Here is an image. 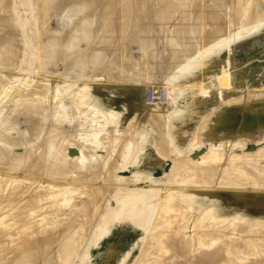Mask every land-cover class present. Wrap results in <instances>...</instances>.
<instances>
[{"label":"bare ground","instance_id":"1","mask_svg":"<svg viewBox=\"0 0 264 264\" xmlns=\"http://www.w3.org/2000/svg\"><path fill=\"white\" fill-rule=\"evenodd\" d=\"M2 0H0L1 2ZM13 1V0H12ZM11 1V2H12ZM35 2V0H33ZM37 1V0H36ZM56 0H46L44 2V5H51V4H54ZM58 1V0H57ZM70 1V0H68ZM93 1V0H91ZM95 1V0H94ZM102 0H100L101 2ZM110 2V0H108ZM107 0H104V2H108ZM115 1V0H114ZM143 1V0H142ZM147 1V0H146ZM150 2V6H154L155 4V16H154V29L157 33V35L159 36V39L160 37L165 36V33H164V26H165V23L166 21H168V19L172 16H174L175 12H177L178 10L180 11H183V9L181 10L180 6L177 5L178 2L177 0H148ZM180 1V0H179ZM195 1V2H194ZM204 1V0H203ZM215 1V0H213ZM221 3H220V6L219 7V12H221V9H223V13H219L218 12V7H217V11L214 10L213 12H218L219 14H222L223 16H221L222 18L224 17V23H225V16H229V14L227 13V15L224 14L225 10L228 11L227 9L229 8L230 6V9L231 10V6H233L235 3L237 7V9L233 6V10L234 13L236 15L237 18H240L239 17V13H241L240 11H236L238 9L240 10H244V14H245V11L246 13L249 15V16H257L259 15L260 17L261 16H264V0H248L247 2L245 0H219ZM245 1V2H244ZM7 2V1H6ZM54 2V3H52ZM58 2H61V0H59ZM56 2V6H54L53 8H55L57 10V8H60L59 6H57V3ZM63 2V1H62ZM61 2V3H62ZM85 2V1H84ZM89 2V1H88ZM88 2H87V5H88ZM99 2V0H98ZM136 2V1H135ZM138 2V1H137ZM145 2V1H144ZM193 2V5L196 4V0H189L188 1V4L191 5ZM202 2V0L198 1V3ZM206 2V0H205ZM205 2H202V3H205ZM209 2H212V0H209ZM208 2V3H209ZM5 3V2H4ZM60 3V4H61ZM93 3V2H91ZM96 3V2H95ZM114 3V2H113ZM121 3V2H120ZM124 3V2H123ZM127 3V2H126ZM182 3V1L180 2ZM237 3L238 4H242V6L240 5V8L239 6H237ZM2 4V3H1ZM35 4V3H34ZM37 4H40L38 5V9L40 7H43L41 6V3L38 2ZM43 4V3H42ZM78 4V3H77ZM76 4V5H77ZM97 4V3H96ZM95 4V5H96ZM99 4V3H98ZM116 4V3H114ZM122 4V3H121ZM135 4V3H134ZM147 4V3H146ZM183 4V3H182ZM185 4V3H184ZM196 4V5H197ZM219 3H217L216 5H218ZM12 5V4H10ZM36 5V4H35ZM80 5V4H79ZM105 5V4H104ZM110 5V4H109ZM124 4H122L121 6H123ZM132 5V4H131ZM144 5V4H142ZM202 6L205 7V5H208L205 3V5L203 4H200ZM215 5V4H214ZM1 6V5H0ZM5 6V5H4ZM31 6V5H30ZM53 5L49 6L48 8L52 7ZM93 6V5H92ZM130 6V5H129ZM149 6V7H150ZM184 6V5H183ZM199 6V4L197 5V7ZM209 6H211V3H209ZM209 6L207 7L209 9ZM10 7V6H9ZM35 7V6H34ZM47 7V6H46ZM44 7L42 9H45V11H47L46 13H49L47 10V8ZM95 7V6H94ZM117 7V6H116ZM134 6H132V9H133ZM139 8V5L137 6ZM141 7V5H140ZM182 7V6H181ZM192 7V6H191ZM195 7V5L193 6ZM192 7V8H193ZM200 7V6H199ZM212 7V6H211ZM242 7V9H241ZM5 8V7H3ZM8 8V7H6ZM33 8V6H32ZM65 8V7H63ZM62 8V9H63ZM74 8V7H73ZM88 8V6H87ZM98 8V7H97ZM108 8V6L106 7ZM144 8V11L145 13L147 12V10H145L146 6L144 5L143 6ZM180 8V9H179ZM190 8V7H189ZM206 8V11H202L204 13H201V7H200V11L198 13H201L199 14V16H196V20H197V25L199 23V19H200V16H206V17H210V19L208 18H205L204 17H201V21H204V19H206L207 21L211 20V25H209V27L205 28L204 25H200L201 28H204L205 29H200V34L196 35V33L198 34V32H194L195 34H193L192 32V35L195 37H193L192 35H188L192 30H190L191 28H195V27H198V26H195L196 25V20H193L194 21V26L191 27L193 25V21L192 19H194V17H190L192 15L193 12L192 10L195 12L196 10H198V8L195 10V8H193L192 10H186L185 12H187V14H189L187 16L186 19H188L189 21V25L191 24V28H187V31H189V33L187 32L186 34V30H185V23H187V27L189 26L188 25V22H186V19L184 20L185 16H186V13L182 14L181 12V17L179 18L180 22H182L183 20L185 21V23H180L178 20V24L179 26L177 25V29L174 31V36L172 34V38H171V35L169 33V37L167 40L169 41V44H167V51L169 53V60H170V63L168 62L167 64H171V65H174L175 68H178L179 69V74H175V75H178V76H175L174 79L178 78L180 75L183 76L185 74H188V73H192L194 70L196 69H200L202 68L206 62H208V60L214 56V55H217V54H220V52L226 48H228L231 44H233L234 42H237L241 39H243L248 33H250L248 30H247V27H246V30L247 32H240L241 30H239V32H232L231 34H227V35H223L222 32L223 30L225 31H229L231 30V27L229 25L233 24V23H237L239 20L235 19L234 20H238V21H234L232 19V11L230 13V11H228L230 13V16L228 17L229 20L230 18L234 21L233 23L231 22H228V23H225V25L222 24H218V26H216L217 24L215 23H218V21L216 22V20L220 19L221 17L217 16L218 13H214L216 15H213L212 14V10H207ZM213 8V7H212ZM221 8V9H220ZM13 9V8H12ZM41 11H44L42 10ZM53 9V11L55 10ZM68 9V8H67ZM100 9V8H99ZM115 9V8H114ZM125 9H126V6H125ZM124 9V11H125ZM137 9V8H135ZM148 9V8H147ZM187 9V7H186ZM236 9V10H235ZM8 10V9H7ZM34 10V9H33ZM105 10V9H104ZM103 10V11H104ZM134 10V9H133ZM150 10V9H149ZM148 10V11H149ZM243 10H242V13H243ZM51 11V10H50ZM60 11V10H59ZM63 11V10H61ZM94 11V10H93ZM121 11V10H120ZM137 11V10H135ZM134 11V12H135ZM152 12V10H150ZM4 12V11H3ZM16 12V11H15ZM14 12V13H15ZM56 12V11H54ZM58 12V10H57ZM84 12V11H83ZM105 12V11H104ZM133 12V11H132ZM133 12V13H134ZM154 12V11H153ZM236 12H239V13H236ZM7 13V12H6ZM5 13V14H6ZM11 13V12H10ZM60 13V12H59ZM103 12H101L102 14ZM142 13V11H141ZM148 13V12H147ZM146 13V14H147ZM150 13V12H149ZM198 13H195V14H198ZM16 14V13H15ZM42 14V13H40ZM45 15V13H43ZM58 14V13H57ZM107 15V13H105ZM105 14H103L105 16ZM123 14V13H122ZM122 14L120 16H122ZM127 14V11L125 12V15ZM139 14V13H136V15ZM153 14V13H152ZM12 15V14H11ZM37 15V14H36ZM39 15V13H38ZM48 15V14H47ZM46 15V16H47ZM51 15V13H50ZM132 15V14H131ZM135 15V14H134ZM135 15L134 18H136L137 16ZM145 15V14H144ZM143 15V16H144ZM150 14H148L149 16ZM225 15V16H224ZM247 15V16H248ZM19 16V15H18ZM53 16V14H52ZM80 16V15H79ZM117 16V15H116ZM124 16V15H123ZM178 16V15H177ZM214 16H217V17H214ZM242 16V15H241ZM244 16V15H243ZM246 16V15H245ZM246 16V17H247ZM11 17V16H10ZM15 17V16H14ZM42 17V16H41ZM48 17V16H47ZM50 17V16H49ZM127 17V16H126ZM125 17V18H126ZM139 17V15H138ZM137 17V18H138ZM146 17V16H145ZM179 17V16H178ZM190 17V18H188ZM234 17V16H233ZM8 19V16L6 17ZM6 18H2L3 19H6ZM120 18V17H118ZM141 18H142V15H141ZM182 18V19H181ZM199 18V19H198ZM214 18V20H213ZM217 18V19H216ZM226 18V19H228ZM242 18V17H241ZM248 18V17H247ZM4 20V23L7 25L8 24V21L11 20V18L9 20ZM15 19V18H14ZM18 19V18H17ZM16 19V20H17ZM43 20V18H41ZM115 19H117L115 17ZM147 19V18H146ZM174 19V18H173ZM244 19V17H243ZM260 19V18H259ZM136 20V19H135ZM153 20V19H152ZM182 20V21H181ZM205 20V21H206ZM213 20V21H212ZM228 20V21H229ZM231 20V21H232ZM254 20V19H253ZM61 21V20H60ZM116 21V20H115ZM145 21V20H144ZM147 21V20H146ZM151 21V20H150ZM173 21V20H172ZM200 21V22H201ZM208 21V22H209ZM221 21V19H220ZM219 21V22H220ZM242 21V20H240ZM239 21V22H240ZM2 22V21H1ZM44 22V21H43ZM49 22V21H48ZM51 22V21H50ZM109 22V21H108ZM111 22V21H110ZM113 22V20H112ZM131 21H129L130 23ZM141 22V21H140ZM171 22V21H170ZM192 22V23H191ZM227 22V20H226ZM262 22V21H261ZM12 23H13V20H12ZM19 24V22H17ZM46 23V22H45ZM53 23V21H52ZM61 23V22H60ZM149 23V22H148ZM148 23H145V24H148ZM151 23V22H150ZM204 23V22H202ZM200 23V24H202ZM214 23V26L213 24ZM221 23V22H220ZM258 23V22H257ZM4 24V25H5ZM11 24V23H9ZM8 24V25H9ZM77 24V23H76ZM132 24V23H131ZM135 24V23H134ZM207 25V22L205 23ZM242 24V23H240ZM7 25V26H8ZM40 25V24H39ZM59 25V24H58ZM115 25H118V24H115ZM123 25V24H122ZM130 24H128L129 26ZM144 25V23H143ZM172 25V24H171ZM234 25V24H233ZM245 25V24H243ZM258 25V24H257ZM256 25V26H257ZM1 26V25H0ZM109 25H107L106 27H108ZM118 26H121V25H118ZM145 26V25H144ZM152 26V25H151ZM150 26V27H151ZM184 26V27H183ZM237 27H239L238 25H236ZM242 26V25H241ZM255 27V29H257V27ZM259 26V25H258ZM91 27V25H90ZM122 27V26H121ZM136 27V26H135ZM139 27V26H138ZM234 27V26H233ZM251 27V26H249ZM248 27V28H249ZM7 28V27H6ZM14 28V27H12ZM24 28V27H23ZM39 28V27H38ZM53 28V27H52ZM105 28V27H104ZM116 28V27H115ZM169 28V27H168ZM235 28V27H234ZM244 27L242 26V29ZM252 28V27H251ZM250 28V29H251ZM18 29V27H17ZM17 29L15 30V32L17 31ZM21 29V28H20ZM33 29V28H32ZM56 28H54L55 30ZM108 29V28H105V30ZM119 29V28H118ZM123 29V27H122ZM129 29V28H128ZM127 29V30H128ZM136 29V28H135ZM144 29V28H142ZM149 29V28H148ZM151 29V28H150ZM175 29V28H174ZM189 29V30H188ZM196 29V28H195ZM199 29V28H197ZM245 29V28H244ZM249 29V30H250ZM254 29V28H252ZM40 30V29H39ZM49 30V29H48ZM80 30V29H79ZM96 30V29H95ZM126 30V29H125ZM127 30H126V33H127ZM131 29H129L130 31ZM134 31V29H132ZM131 30V31H132ZM152 30V29H151ZM233 30V29H232ZM231 30V31H232ZM22 31V30H21ZM43 31H46L43 30ZM87 31V30H86ZM94 31V30H92ZM119 32V30H117ZM133 31H132V34H133ZM139 31V29L137 30ZM197 31V30H196ZM237 31V30H236ZM244 31V30H243ZM254 31V30H253ZM18 32V31H17ZM38 32V31H37ZM48 32V31H47ZM53 32V31H52ZM55 32V31H54ZM107 32V31H106ZM140 32V31H139ZM152 32V31H151ZM151 32H149V34H151ZM171 32V31H170ZM41 33V32H40ZM43 33V32H42ZM45 33V32H44ZM51 33V32H50ZM48 32V34H50ZM121 33V32H120ZM129 33V32H128ZM225 33V32H224ZM230 33V32H229ZM14 34V33H13ZM22 34V32H21ZM20 34V35H21ZM38 34V33H37ZM47 34V35H48ZM57 34V33H55ZM54 33L52 35H55ZM65 34V33H64ZM79 34V33H78ZM86 34V33H85ZM88 34V33H87ZM107 34V33H106ZM117 34V33H116ZM130 34V33H129ZM131 34V37L129 38V40L131 38H133V42H134V37L133 35H135L136 33H134L133 35ZM138 34V32H137ZM168 34V33H167ZM166 34V36H167ZM11 35V34H10ZM19 35V33H18ZM45 35V34H43ZM58 35V34H57ZM80 35V34H79ZM108 35V34H107ZM223 35V36H221ZM67 36V35H66ZM81 36V35H80ZM79 36V37H80ZM86 36V35H85ZM118 36V34H117ZM128 36V35H127ZM147 36V35H146ZM144 35V32H140L138 34V36L136 37L138 39V42H141L142 40L144 41V45H145V42H146V37ZM192 36V37H190ZM14 38L16 36H13ZM18 37V36H17ZM21 37V36H20ZM19 37V39H20ZM34 37V36H33ZM40 37V36H39ZM59 37V36H58ZM65 37V36H62V38ZM108 37V36H107ZM146 37V38H145ZM150 37V36H149ZM168 37V36H167ZM11 37H9L10 39ZM56 38V37H55ZM60 37V39L58 40L57 38V41H55L56 39H53L55 42H56V45H57V42L59 43V47H63V43H66L64 42V40ZM67 38V37H66ZM65 38V39H66ZM75 38V37H73ZM118 38V37H117ZM151 39L153 38V36L150 37ZM149 38V39H150ZM165 38V37H164ZM6 39V38H5ZM4 39V40H5ZM13 39V38H11ZM33 39V38H32ZM40 41H41V38H39ZM44 39V38H43ZM108 39V38H107ZM155 39V38H154ZM194 39L195 41L197 42V40L199 41V43H201L202 41H205L206 42V45L204 47H201V44L199 46L195 45L194 43V46H195V49L194 48H191V44H193L194 42ZM197 39V40H196ZM34 40V39H33ZM50 40V38H49ZM71 40V39H70ZM110 40V39H109ZM128 40V42H129ZM165 41V39L163 40ZM168 41L166 43H168ZM11 42V41H10ZM35 42V41H34ZM37 42V41H36ZM42 42V41H41ZM52 42V41H50ZM71 42V41H70ZM103 42V40H102ZM151 42V41H150ZM149 42V43H150ZM154 42V41H153ZM33 43V42H32ZM39 43V42H37ZM44 43V42H43ZM49 43V42H48ZM143 43V42H142ZM139 44L140 46L142 45ZM148 43V42H147ZM156 43V42H155ZM4 44V43H3ZM8 43H6L7 45ZM45 44V43H44ZM62 44V45H61ZM123 44V43H122ZM120 44V45H122ZM136 44H138L136 42ZM135 44V46H136ZM153 44V43H152ZM151 44V45H152ZM158 44V43H156ZM163 44V43H162ZM165 44V43H164ZM203 44V43H202ZM11 45V44H10ZM9 45V46H10ZM35 45V44H34ZM39 45V44H38ZM47 45V44H46ZM51 45V44H50ZM54 45V44H53ZM65 45V44H64ZM127 45V44H125ZM129 45V44H128ZM133 45V44H132ZM138 45V46H139ZM142 45V46H144ZM155 44H153L154 46ZM52 46V45H51ZM66 46V45H65ZM74 46V45H73ZM103 46V45H102ZM139 46V47H140ZM147 46V44H146ZM150 46V44L148 45ZM178 46L182 47L184 50L185 48L187 47H190L191 48V52H189V50L186 52V53H182V54H179L178 53ZM193 46V45H192ZM193 46V47H194ZM197 46V47H196ZM4 47V45L2 46ZM11 47V46H10ZM8 47V48H10ZM55 47V46H53ZM58 47V48H59ZM61 47V49L63 50V48ZM115 47V46H114ZM124 47V46H123ZM127 47V46H126ZM145 47V46H144ZM158 47V46H157ZM162 47H164V45H162ZM179 47V48H180ZM14 48V47H12ZM52 48V47H50ZM57 48V47H56ZM55 48V49H56ZM57 48V50H59ZM67 48V47H66ZM120 48V47H119ZM122 48V47H121ZM153 48V47H152ZM170 48V49H169ZM4 51H7L5 53H7L6 56H8V53L10 52V55H11V58L13 56V54H15L14 56V59H16V53H13L11 54V49H7L5 50V48H3ZM49 49V48H48ZM55 49H52L54 50V52H56L57 54V50ZM70 49V48H69ZM91 49V47L89 48ZM98 49V48H97ZM129 50V48H126V50ZM133 49H135L133 47ZM131 49V51L133 50ZM145 49V48H144ZM143 49V50H144ZM148 49V48H147ZM158 49V48H157ZM181 49V48H180ZM179 49V50H180ZM182 49V50H183ZM194 49V50H192ZM1 50V49H0ZM30 50V49H29ZM39 50V49H38ZM61 50V51H62ZM71 50V49H70ZM69 50V51H70ZM94 50V49H93ZM96 50V49H95ZM125 49H123L124 51ZM125 50V51H126ZM156 50V48L154 49ZM160 50V48L158 49ZM170 50V51H169ZM177 50V51H176ZM61 51H59L61 53ZM64 51V50H63ZM67 51V49H66ZM65 51V52H66ZM117 51V50H116ZM124 51V52H125ZM142 51V50H141ZM166 51V50H165ZM164 51V52H165ZM33 52V51H32ZM44 52V51H43ZM49 52V51H48ZM98 52V51H96ZM122 52V53H124ZM130 52V51H129ZM134 52V51H133ZM137 52V51H136ZM145 52V51H144ZM142 51V53H144ZM148 52V51H147ZM154 52V51H153ZM160 52V51H159ZM180 53L183 52V51H179ZM189 52V53H188ZM3 53V52H2ZM37 53V52H36ZM35 53V54H36ZM60 53H58L57 55H59ZM100 53V52H98ZM96 53V54H98ZM117 53V52H116ZM115 53V54H116ZM121 53V52H120ZM152 53V52H151ZM178 53V55L176 54ZM39 54V53H37ZM36 54V55H37ZM51 54V53H49ZM53 55L56 56L57 55ZM80 54V53H79ZM102 54V53H100ZM99 54V55H100ZM125 54V53H124ZM133 54V53H132ZM147 54H150L147 53ZM166 55V53H164ZM1 55V54H0ZM3 55V54H2ZM32 55V54H31ZM35 55V56H36ZM43 55V54H42ZM52 55V54H51ZM122 55V54H121ZM130 55V54H129ZM127 52L125 54V57L127 58ZM155 55V53L153 54ZM152 55V57H153ZM158 55V53H157ZM163 56V54H161ZM34 56V55H33ZM48 56V54H47ZM52 56V57H53ZM62 57V55H60ZM71 56V55H70ZM102 55H100L101 57ZM117 56V55H115ZM120 56V55H118ZM150 56V55H149ZM160 56V58L162 57ZM10 57V56H9ZM19 57V56H18ZM45 57V55H44ZM58 57V56H57ZM73 57V56H72ZM99 57V58H100ZM114 57V56H113ZM123 57V56H122ZM125 57L124 59L122 58H119V59H122V63H125ZM131 57V56H130ZM137 57V56H136ZM144 57V56H143ZM148 57V56H147ZM159 57V55H158ZM8 58V57H6ZM50 58V56H49ZM98 58V59H99ZM102 58V57H101ZM117 58V57H116ZM115 58V59H116ZM151 58V57H150ZM154 60H155V56L153 57ZM152 58V59H153ZM3 59V58H2ZM5 59V58H4ZM42 59V58H41ZM52 59V58H51ZM93 59V58H92ZM95 59V58H94ZM118 59V60H119ZM130 59H132L133 61V58L131 57ZM146 59V58H145ZM186 59V61L184 62V60ZM17 60H20V59H17ZM45 60V59H43ZM55 60V59H53ZM96 60V59H95ZM160 60V59H159ZM168 60V61H169ZM4 61V60H2ZM7 61V60H6ZM6 61H4V63L6 64ZM9 61V60H8ZM7 61V62H8ZM11 61V60H10ZM9 61V63H10ZM13 61V60H12ZM40 61V60H39ZM42 61V60H41ZM48 61V60H47ZM121 61V60H119ZM118 61V62H119ZM131 61V60H130ZM141 61V60H140ZM161 62H163L162 60H160ZM37 62V61H36ZM117 62V61H116ZM116 62H114L116 64ZM134 62V61H133ZM137 62V60H136ZM139 62V61H138ZM155 61H151V63ZM159 62V61H158ZM166 59H165V62L164 64L166 63ZM8 63V64H9ZM12 63V62H11ZM14 63V62H13ZM17 63V62H16ZM92 63V61H91ZM141 63V62H140ZM139 63V64H140ZM144 63V61L142 62ZM148 63V62H147ZM160 63V62H159ZM56 64V63H55ZM133 64V63H132ZM152 64V66H153ZM166 64V65H167ZM2 65V64H1ZM11 65V64H10ZM24 65V64H23ZM38 65V64H37ZM94 65V64H93ZM112 65V64H111ZM122 65V66H121ZM124 64H121L120 62V69L123 67ZM126 65V66H125ZM124 67H127V63H125ZM134 65V64H133ZM146 65L145 63L143 64V66ZM158 65L155 64L154 66ZM162 65V64H161ZM166 66V67H169V66ZM170 65V66H171ZM12 66V65H11ZM18 66H20V64L18 63ZM44 66V64H43ZM59 66V65H58ZM80 66V65H79ZM115 66V65H114ZM118 66V67H119ZM142 66V65H141ZM149 66V64H148ZM153 66V67H154ZM160 66V65H158ZM158 66L154 67L155 69L151 68V70L153 69L154 73L156 74V72H159V69ZM14 67V66H13ZM22 67V66H21ZM20 67V68H21ZM28 67V66H27ZM41 67V66H40ZM70 67V66H69ZM78 67V66H77ZM82 67V66H80ZM132 67V66H131ZM140 67V66H139ZM147 67V66H146ZM165 67V69H166ZM172 67V66H171ZM5 68V67H4ZM9 68H12V67H9ZM18 68V67H17ZM19 68V69H20ZM24 69V66L22 67ZM39 68V67H38ZM52 68V67H51ZM65 68V67H64ZM72 68V67H71ZM70 68V69H71ZM88 68V67H87ZM117 68V67H115ZM133 68H135L133 66ZM132 68V69H133ZM145 68V67H144ZM161 68H164V67H161ZM160 68V69H161ZM170 68V67H169ZM174 69V67H172ZM14 69H16V67H14ZM19 69L16 71L18 72V74H20L21 72H19ZM69 69V68H67ZM75 69V67L73 68ZM78 69V68H77ZM76 69V70H77ZM83 69V68H82ZM79 70L80 72L82 71V74H83V70ZM97 69V68H96ZM127 68H124L123 70H125ZM136 69V68H135ZM149 69V68H148ZM147 69V70H148ZM164 69V70H165ZM172 69V70H173ZM177 69V70H178ZM3 70V69H2ZM6 70V69H5ZM9 70V69H8ZM11 70L13 69H10V72ZM22 70V69H21ZM76 70H73V73L74 71L76 72ZM77 70V71H78ZM109 70H112L111 67ZM129 70V69H128ZM127 70V71H128ZM138 70V69H136ZM167 70L168 68L165 70V72L167 73ZM171 70V69H170ZM51 71V70H50ZM72 71V69L70 70ZM90 71V70H89ZM150 71V70H149ZM7 72V71H5ZM42 72V71H41ZM44 72V71H43ZM48 72V71H47ZM126 72V71H125ZM131 72V70L129 71ZM141 72V70H140ZM148 72V71H147ZM152 72V71H151ZM160 72H162V69L160 70ZM164 72V71H163ZM169 72V71H168ZM173 72V71H172ZM3 73V72H2ZM9 73V72H8ZM7 73V74H8ZM14 72H12V75H13ZM24 73V72H23ZM28 73V72H27ZM32 73V72H31ZM134 73V72H133ZM4 74V73H3ZM45 74V73H44ZM72 74V72L69 74V77L68 79H70V75ZM77 74V75H76ZM99 74V72L97 73ZM96 74V75H97ZM132 74V73H131ZM130 74V75H131ZM140 75V73H138ZM143 74V73H142ZM141 74V75H142ZM153 74V73H152ZM153 74V76L155 75ZM164 74V73H162ZM168 74V73H167ZM11 75V76H12ZM16 75V74H14ZM31 75V74H30ZM58 75V74H57ZM75 75L77 76L76 79L78 78L80 80V77L78 76V73L76 72L74 74V77H73V74H72V78H75ZM133 75V74H132ZM151 75V74H150ZM150 75H148L150 77ZM165 75V74H164ZM2 76H9L10 75H2ZM20 76V75H19ZM27 76V75H26ZM41 76V75H40ZM137 76V75H136ZM136 76H133L134 78ZM158 76V75H157ZM163 76V75H162ZM161 76V77H162ZM173 76V75H172ZM7 77V78H9ZM16 77V76H14ZM43 77V76H42ZM88 77V76H87ZM90 77V76H89ZM96 76H92V78H95ZM130 77V76H129ZM138 77V76H137ZM136 77V78H137ZM148 77V78H149ZM13 78V77H12ZM52 78V77H51ZM82 78V76H81ZM98 77H96V79L94 80H99V78L97 79ZM5 79V78H4ZM16 79V78H15ZM54 79V78H53ZM138 79V78H137ZM140 79V78H139ZM29 80V79H28ZM31 80V79H30ZM75 80V79H74ZM147 80V79H146ZM3 81V80H2ZM19 81V80H18ZM50 81V80H49ZM65 81V80H64ZM63 81V82H64ZM102 81V79L100 80ZM100 81H96L97 83L100 82ZM121 81V80H120ZM4 82V81H3ZM35 82V81H34ZM39 82V81H38ZM36 82V83H38ZM42 82V81H41ZM77 82V81H76ZM79 82V81H78ZM96 82H93V86H94V83ZM103 82V81H102ZM106 80L103 82L105 84ZM127 82V81H126ZM129 82V81H128ZM127 82V83H128ZM147 82V81H146ZM161 82V81H160ZM172 82H174L172 80ZM10 83V82H9ZM43 83V82H42ZM41 84H38V86L40 87ZM66 83V82H64ZM73 83V82H72ZM86 83V82H85ZM101 83V82H100ZM107 83V82H106ZM111 83V81H110ZM134 83H135V80H134ZM137 83V82H136ZM141 83V82H140ZM170 83V82H169ZM168 83V84H169ZM15 84V83H14ZM24 84V83H23ZM45 86L44 88H47L46 87V82L43 83ZM53 84V83H52ZM68 84V83H66ZM75 84V83H74ZM92 84V83H91ZM131 84V83H130ZM3 85V84H2ZM1 85V86H2ZM12 85V84H11ZM16 85V84H15ZM64 84H62L63 86ZM71 85V83H70ZM77 85V84H76ZM79 85V84H78ZM77 85V86H78ZM88 85V83H87ZM96 85V84H95ZM138 85V84H137ZM141 85V84H140ZM138 85V86H140ZM159 85V84H158ZM89 86V85H88ZM91 85V87H93ZM99 86V84H98ZM101 86V84H100ZM130 86V85H129ZM132 86V85H131ZM134 86V87H133ZM132 87L133 88H127L126 89H123V90H119L120 93L118 91L117 94H119L118 96H122L124 97V101H129V103H125L123 105H126V104H130L128 107L130 109H128L129 111L132 110L131 108L134 109L135 105H136V102H134V99H136V93H142V91H144L143 89V86L140 87V88H143L142 91L139 90V87H138V92L134 93V91H136V86L133 85ZM151 85H149V88ZM8 87V86H7ZM16 87V86H15ZM33 87V86H32ZM38 87V88H39ZM43 87V86H42ZM70 87V86H69ZM72 87V86H71ZM86 87V86H85ZM95 89H98L96 86H94ZM93 87V88H94ZM104 87V86H102ZM145 87V85H144ZM148 87V86H147ZM196 85L195 84H187L184 88H181L179 89L180 91H183V89H195ZM6 88V86H5ZM12 88V87H10ZM14 88V87H13ZM36 88H37V85H36ZM63 88V87H62ZM76 88V86L74 87V89ZM82 88V87H81ZM88 88V87H86ZM146 88V87H145ZM147 88V89H149ZM15 89V88H14ZM40 91L38 90V92L41 93V89L42 88H39ZM66 89V88H64ZM72 89V88H71ZM92 89V88H90ZM146 89V90H147ZM168 89V88H167ZM3 90V89H2ZM9 90V89H8ZM13 90V89H12ZM36 90V89H35ZM69 90V89H68ZM86 90V89H85ZM94 90V89H93ZM113 90V89H111ZM17 91V90H16ZM47 91V90H45ZM50 91V90H49ZM95 91V94H97V91ZM104 91V90H103ZM115 91V90H114ZM113 91V92H114ZM174 91V89H173ZM176 91V90H175ZM259 91V90H258ZM4 92V91H2ZM8 92V91H7ZM12 92V91H11ZM35 91V93H38ZM44 92V91H43ZM48 92V91H47ZM113 92H111L110 90H108V93L107 95H109L110 93L113 94ZM116 92H114L116 94ZM145 92V91H144ZM143 92V93H144ZM264 92V91H263ZM6 93V92H5ZM46 93V92H45ZM45 93H41L42 95L45 94ZM70 93V92H69ZM85 93H87L85 91ZM84 93V94H85ZM89 93H91V91L89 90ZM94 93V92H92ZM91 93V94H92ZM134 93L135 97L132 96V94ZM142 93V94H143ZM154 93V92H153ZM184 93V92H183ZM3 94V93H2ZM10 94V93H9ZM7 94V95H9ZM47 94V93H46ZM94 94V96H95ZM116 94V95H117ZM145 94V93H144ZM179 94V93H178ZM258 96L260 97V101L261 99L263 100L264 96L261 95V92L260 94L257 93ZM6 95V96H7ZM31 95V94H30ZM37 95V94H36ZM40 95V94H38ZM49 95V94H48ZM90 95V94H89ZM102 95V93H101ZM111 95V94H110ZM138 94V98L140 100V98L142 97H139L140 96ZM252 95V94H251ZM250 95V96H251ZM256 95V94H255ZM54 96V95H53ZM83 96V95H82ZM93 96V95H92ZM99 96H100V93H99ZM103 96V95H102ZM128 98H127V97ZM132 96V97H131ZM142 96V95H141ZM144 96V95H143ZM180 96V95H179ZM249 96V97H250ZM262 96V98H261ZM39 97V100H37L36 98ZM36 97L34 100L36 101H41L40 100V96ZM47 97V96H46ZM49 97V96H48ZM85 97V95L83 96V98ZM111 97V96H110ZM121 97V99H122ZM242 97V96H240ZM239 97V99H240ZM244 97V98H243ZM242 98L245 99L246 96H243ZM248 97V96H247ZM253 97H257L253 95ZM259 97H257L258 99H256V101L258 102L259 101ZM44 98V97H43ZM42 98V100L44 101V99ZM83 98L81 97V100H83ZM95 98V97H94ZM92 98V99H94ZM103 98V97H102ZM101 96L99 98V101L97 100L98 97L96 99H94L95 101L94 102H101L102 100ZM105 98V96H104ZM109 98V97H108ZM118 98V97H117ZM129 99V98H134L133 101L131 100L130 102V99L129 100H126V99ZM145 98V97H144ZM241 98V99H242ZM78 99V98H77ZM87 99V98H86ZM91 98H89L90 100ZM101 99V100H100ZM137 99L135 101H137ZM143 99V98H142ZM141 99V103L142 105L145 103H143V100ZM237 99V98H235ZM234 99V100H235ZM237 99L236 101L232 100L233 102H225V105H221V107L219 108H214L207 116H205L206 118H204V120L202 121V126L201 128H199V130H202V134L203 136L204 135H208V139H210V141L214 140L215 142H210V145H209V149H207L206 151H203L202 153H200L198 156H196L195 158L192 157V158H188V154L186 155L184 153V149H179V148H173L171 147L168 142L171 141L172 139H170L169 141L165 140L163 141V139H167L164 131L165 129L167 128H163L164 126L160 124V121H162L163 124H166V122H164V119L162 116L163 113L161 110V106L160 103L158 102L159 101V98H158V101H156V103L158 102L159 105L157 106L158 108L155 110V112L153 113V116L152 118H154V120L156 119V123H157V120L159 121V123H157L158 125L154 124L153 126H158L159 129L157 130H160V133L158 134H161V132H163V136L165 135L166 138H161V140L163 141H160V139L157 141L155 139V142L159 145V143L161 142L162 143V146L159 145L162 150L164 151V153H166V155L171 159V161L173 162V166H172V172L169 175H173L175 173L178 172V170L182 167L183 169L186 168L189 170V172L187 173H190V174H187L188 177H185V183L187 182L188 184L187 185H179L177 187H168L170 189H164L166 193V196L164 197H161L159 199L156 198V196L160 195L159 191H161V189L156 190V194H155V202L153 204V207L154 205L156 204H161L163 201L164 205H165V210H159V211H163V212H166V214H168V217L166 218V221L167 219L169 218L168 222L167 223H170L171 224V227L170 225L168 227H170L171 230H169V228L167 230H160V229H157L158 226L153 227V229H148L149 226L151 225H148L147 230L149 232V230H154L152 231V233L150 234L147 233V231L145 232V234L147 233L148 235H145V236H148L147 237V240L145 239L146 237L144 236V239L143 241L141 240V243L142 242H145L144 240H146V244H149V245H146L148 247V251H146L143 254H141L140 257H137V259L135 258L134 261L132 263H129V264H264V219L263 218H260L256 221H253L247 214V210H251V208L253 206H257V205H260V204H263L264 203V146L262 145L261 147H258L256 150H249V151H246L245 150V147L242 148L244 146V144H242V147H241V143L242 141L246 138L245 136H255V135H258V137L260 138L259 134L260 135H263L264 137V105H257L255 106L254 104H256L257 102L255 101L254 98H252L251 96V99H253L255 101V103H253L252 101L249 102V100H245L247 102H249V104H252L249 105L242 102L244 100H239ZM248 99V98H246ZM33 99L31 100L32 102L34 101ZM80 100V99H79ZM85 100V98H84ZM87 101V102H90V101ZM97 100V101H96ZM112 100V99H111ZM138 100V101H139ZM2 101V100H1ZM29 102H31L29 99H28ZM34 101V102H35ZM85 101V102H86ZM93 101V100H92ZM137 101V102H138ZM31 102V104H32ZM42 102V101H41ZM40 102V104H42ZM45 102V101H44ZM82 102V101H81ZM87 102H86V105H87ZM132 102L135 103V105L133 106L132 105ZM140 102V101H139ZM137 103L136 106H139L140 108H142L141 106V103ZM263 102L264 104V101H261ZM39 103V102H38ZM37 103V104H38ZM84 103V102H83ZM81 103V104H83ZM155 103V104H156ZM168 103V102H167ZM227 103V104H226ZM260 103V102H259ZM4 104V103H3ZM36 104V102H35ZM34 105H26V103L22 104L20 107H19V114H18V118L16 116V114L14 113V117H16V119H21V121H24L25 120H33L34 121V115H36V112L39 111V108L38 107H43V105L41 106L40 104H36V106ZM45 104V103H44ZM90 104V103H89ZM96 104L95 103V107H96ZM100 104V103H99ZM140 104V105H138ZM150 104V103H149ZM245 104V105H244ZM40 105V106H39ZM48 105V104H47ZM85 105V106H86ZM254 105V106H253ZM38 106V107H37ZM85 106H82L81 107H85ZM103 106V105H102ZM131 106V107H130ZM80 107V108H81ZM90 107V105H89ZM119 107V106H118ZM127 107V106H126ZM127 107V108H128ZM144 107V106H143ZM38 108V109H37ZM98 108V107H97ZM102 108V107H101ZM126 108V109H127ZM137 107H135L136 109ZM140 108H137L138 110ZM42 109V108H41ZM46 109V108H44ZM43 109V110H44ZM109 109V108H108ZM125 109V107H124ZM148 109V108H147ZM150 109V108H149ZM148 109V110H149ZM176 109V108H175ZM18 110V109H17ZM87 110V109H86ZM127 110V111H128ZM151 110V109H150ZM179 110V109H178ZM178 110H170L169 114L167 115V123L170 122L171 118H172V115L174 116V113L175 112H178ZM7 111V110H6ZM16 111V110H15ZM58 111V110H57ZM60 111V110H59ZM126 111V112H127ZM128 111V112H129ZM133 111V110H132ZM141 111V109H140ZM168 111V110H167ZM183 111V110H182ZM179 110V112H182ZM17 112V111H16ZM40 112V111H39ZM42 112V111H41ZM41 112L39 113L40 116H41ZM80 112V111H79ZM131 112V111H130ZM136 112V114L134 113ZM145 112V111H144ZM143 112V113H144ZM108 113V112H107ZM114 113V112H113ZM138 111L134 110L133 113L131 112L132 114V117L133 114L137 115ZM43 114V112H42ZM80 114V113H79ZM116 114V113H115ZM176 114V113H175ZM45 115V114H44ZM112 115V114H111ZM110 115V116H111ZM114 115V114H113ZM142 115V114H141ZM13 116V115H11ZM76 116V115H75ZM130 116V115H129ZM12 117V118H14ZM44 117L43 115L41 116V118ZM46 117V115H45ZM44 117V118H45ZM120 117V116H119ZM11 118V119H12ZM41 118L39 117V115L37 116V119L40 120L41 122ZM104 118V117H102ZM110 120L112 117H109ZM11 119H7L8 122L9 120L11 121ZM78 119V118H77ZM115 119V118H114ZM132 119L133 120H136L134 118H131L129 122L127 123H130V125L133 126V122H132ZM44 120V119H43ZM94 120V119H93ZM150 120V119H149ZM13 121V120H12ZM11 121V122H12ZM16 121V120H15ZM15 121L13 122V124H15ZM23 121V122H24ZM45 121V120H44ZM43 121V122H44ZM7 122V121H6ZM9 122V124L11 123ZM18 123V121H16ZM26 122V121H25ZM93 122V121H92ZM96 122V121H95ZM108 119L107 117L105 116V119L101 120V121H97V123H93L92 125H88L85 127V133H83V135H81V137H83L85 140V143L87 142H92L90 144H93L94 147H90L89 144L86 143V145L84 143H79V141L81 140H78V142H73L71 144H67V145H62V146H59L57 149H59V155L56 156L54 159L52 158V155H48L50 154L49 152L45 153L46 156H50L49 158H52L49 159L48 157L45 158L47 159L44 160L42 159L43 161H39V158L37 157V153L39 154V152L37 151H40L38 149V147L42 144L41 142L39 143L40 145L38 146L37 144V150H36V147H35V150H33L32 148H34L33 146L35 145H30V147L27 149L25 147H27L25 144V146L23 147V141L20 142L18 141V137L17 135L14 136L16 139H14L12 142L10 141V137L12 136L8 131H10L11 129L15 128V126L17 127V123L13 126V124L11 125H7L8 126H13V128H9V130H6L5 126L3 127V129H5L4 133V136L6 137L7 140L5 141H10V143H7L8 145L5 144H2L0 143V264H84V261L85 259H88L90 258V255L88 254V247L90 245H99L100 243V240L104 237V236H107L110 234L111 232V229L113 226H115V224H117L118 222L120 223L121 220H125L126 221H131L132 222L134 221L133 219L135 218L134 213L138 208L136 207L135 205L138 203V202H141V206L140 207H144V209L147 207L148 205V210L149 212L153 211L154 213L160 208L158 207H155V208H152V210L150 211L149 210V206L151 205L150 202L148 203H145L147 198L144 196L143 193H140L138 190L140 189H134V188H127L126 185H128L129 183H135V182H138L140 181L141 179V175L143 173H140V172H133L131 175H128V176H125V177H121L119 176L118 174L115 173V171L117 170L115 168L116 163H114L116 161L117 158H112L113 155H111L110 153H112L113 149L116 147V144L117 142L119 141V138L121 140V136H120V133L122 134V124L124 122H115V124H113V121H111L112 125L108 124ZM131 122L133 124H131ZM151 122L153 124V119H151ZM4 123V122H3ZM84 123V122H83ZM86 123V121H85ZM117 123V124H116ZM27 124V123H26ZM38 126L40 123H37ZM54 124V123H53ZM151 124V126H152ZM200 124V125H201ZM43 125V124H42ZM126 125H129V124H126ZM125 125V127H126ZM129 125V126H130ZM1 126V125H0ZM33 126V125H32ZM34 126H35V122H34ZM44 126V125H43ZM42 126V127H43ZM46 126V125H45ZM45 126L44 128L42 129H45ZM56 126V125H54ZM81 126V125H80ZM85 126V125H84ZM92 126H95L96 129H94ZM109 126H112L113 129H112V133H113V137H109L110 135H108L107 133L111 130H109L108 128H112V127H109ZM139 126V125H138ZM152 126V127H153ZM166 126H169V125H166ZM51 127V126H50ZM128 127V126H127ZM126 127V129H128ZM200 127V126H199ZM23 128V127H22ZM154 128V127H153ZM28 129V128H26ZM47 129V128H46ZM51 129V128H50ZM54 129V128H53ZM80 129V128H79ZM94 129V130H93ZM130 129V127H129ZM135 129V128H134ZM163 129V131H162ZM168 129V128H167ZM14 130V129H13ZM29 130V129H28ZM33 130V129H32ZM40 130V129H38ZM73 130V128L71 129ZM90 133V131H92ZM109 130V131H108ZM131 130V129H130ZM130 130H127L128 133H130ZM150 130V129H149ZM1 131L3 132V130L1 129ZM114 131V132H113ZM134 131V130H133ZM132 131V132H133ZM144 131H147L144 129ZM198 131V130H197ZM0 132V134L2 133ZM11 132L13 133L14 131L11 130ZM18 132V131H17ZM16 132V133H17ZM39 132V131H38ZM48 132V131H47ZM71 132V131H69ZM127 132H125L124 130V135L125 133L127 134ZM168 132V131H167ZM44 133H45V130H44ZM79 133V132H78ZM78 133H75V137L78 135ZM3 134V133H2ZM10 134V135H9ZM14 134V133H13ZM55 134V133H54ZM131 134V133H130ZM129 134V135H130ZM133 134V133H132ZM147 134L144 132V135ZM201 134V135H202ZM248 134V135H247ZM19 135V134H18ZM66 134L64 132V130L61 128V130H58L56 131V138H62L64 137ZM74 135V134H73ZM127 135V137L129 136ZM148 135V134H147ZM150 135V134H149ZM168 135V134H167ZM244 135V137H242ZM3 136V137H4ZM43 136V135H42ZM41 136V138H42ZM80 136V135H79ZM77 136V137H79ZM131 136V135H130ZM157 136V135H156ZM160 136V135H159ZM162 136V137H163ZM2 137V135H1ZM0 137V138H1ZM3 137L1 138V140L3 139ZM13 137V138H14ZM47 137V136H46ZM73 137V136H72ZM80 137V139H81ZM126 136L124 137L127 138ZM134 137V136H133ZM199 137H202V136H199ZM230 139H236V141H233L234 143H232V146H236V148H239L241 147V149L239 150H233L232 149H227V150H223V147H222V142H225L226 138H229ZM256 137V138H258ZM262 137V136H261ZM260 138V139H264V138ZM22 138V137H20ZM45 138V137H44ZM55 138V139H56ZM141 138V137H140ZM148 138V137H147ZM160 138V137H159ZM193 138V137H192ZM204 138V137H202ZM240 138L243 140L240 141ZM255 138V137H254ZM5 139V138H4ZM9 139V140H8ZM12 139V138H11ZM29 139V138H28ZM35 139V138H34ZM46 139V138H45ZM67 139V138H66ZM123 139V137H122ZM123 139V140H124ZM128 139V138H127ZM132 139V137H131ZM145 139V137H142V141ZM207 139V140H208ZM249 139V138H248ZM259 139V142L261 143ZM0 140V141H1ZM26 140V139H25ZM60 140V139H59ZM74 140V139H73ZM133 140V139H132ZM132 140H130L132 142ZM140 140V139H139ZM218 140V141H216ZM229 140V139H228ZM238 140V141H237ZM4 141V140H3ZM4 141V142H5ZM67 141V140H66ZM64 141V142H66ZM109 141V142H108ZM146 140H144L145 142ZM203 141V140H202ZM252 141V140H251ZM29 142V141H28ZM56 142V146L58 145V141H55ZM53 142V143H55ZM120 142V141H119ZM122 142V141H121ZM120 144H123L121 143ZM131 142H128L127 144L124 143V146L126 144V146L124 148H126L127 151H129V148H130V144H132ZM154 142V144H155ZM165 142V143H164ZM172 142V141H171ZM209 142V141H208ZM232 142V141H231ZM52 143V145H54ZM60 143V142H59ZM70 143V142H69ZM105 143V146H108V143H110V148L114 147L111 151H108L107 150V153H109V155L111 156V159H109V157L105 156L107 154L103 153L101 154L103 157H105L104 159H102L101 155H100V160H97L98 158H94L93 155L95 154H98V149H96V147L98 146H103ZM135 143V142H134ZM147 143V142H145ZM160 143V144H161ZM167 143V144H166ZM30 144V143H29ZM47 144V143H46ZM45 144V145H46ZM49 144V143H48ZM119 144V143H118ZM43 145V144H42ZM41 145V146H42ZM51 145V143H50ZM92 145V146H93ZM113 145V146H112ZM115 145V146H114ZM44 146V145H43ZM122 145H120L119 148H121L123 150V147H121ZM132 146V145H131ZM158 146V148H159ZM178 146V145H177ZM48 146H46L47 148ZM50 147V146H49ZM48 147V148H49ZM97 147V148H98ZM107 147V148H108ZM22 148V149H21ZM42 148V147H41ZM44 148V147H43ZM52 148V147H50ZM49 148V149H50ZM73 148V149H71ZM77 148L78 149V153H77V156H71L69 154L68 151L71 150H75ZM117 148V147H116ZM114 149V150H117V149ZM231 148V147H230ZM234 147V149H236ZM55 149V147H54ZM56 149V150H57ZM101 149V148H100ZM120 149V150H121ZM141 151L142 150H145L144 149V145L140 148ZM160 149V148H159ZM189 149V148H188ZM48 150V149H47ZM52 150V149H51ZM104 150V149H103ZM132 150V149H131ZM50 151V150H49ZM63 154L60 156V153ZM106 151V150H105ZM104 151V152H105ZM118 151V150H117ZM116 151V152H117ZM125 151V150H124ZM139 150V152H141ZM119 152V151H118ZM132 152V151H131ZM102 153V152H101ZM114 153V152H113ZM112 153V154H113ZM122 153V151H121ZM118 154V155H121ZM128 153V152H127ZM127 153L124 155V159L127 155ZM188 153V152H187ZM52 154V153H51ZM116 154V155H117ZM123 154V153H122ZM40 155V154H39ZM38 155V156H39ZM108 155V156H109ZM41 156V155H40ZM54 156V154H53ZM123 156V155H122ZM115 161H114V160ZM49 160V161H48ZM51 160V161H50ZM96 160V161H95ZM114 161L113 164H115V166L113 167L111 161ZM45 161V162H44ZM95 161V162H94ZM134 161V160H133ZM138 161V160H137ZM94 162V163H93ZM119 162V161H118ZM138 164V163H137ZM139 165V164H138ZM125 167V166H124ZM116 170H115V169ZM139 169V168H138ZM141 170V169H140ZM187 170V171H188ZM180 171V170H179ZM191 171V172H190ZM144 172V171H143ZM180 174V173H179ZM178 174V175H179ZM77 175H79V181L80 180H83L85 181V179H89L87 181H89L91 184L93 182V180L96 178V181L98 183V186L96 184V182H94V187H90L88 184H86V188H89L84 190V191H88L86 192V195L88 198L93 194L95 195L94 197H99L98 200H95L96 201V205L94 208L92 209H87L88 206L85 208V207H82V204H84L83 202L85 201V199L82 201L83 198H78L80 200L78 201H82V204L80 203H76V204H79V205H73V207L70 205L71 203V199H73V197L75 195H78L76 192H79V194L81 195L80 197H84L82 196L83 194V190L81 191L80 189H83V188H80L78 189L77 187V191H75V195H74V192L73 193H69L72 190H70V187L73 188L71 185L68 186L67 184H65L66 182L68 181H72V183L75 184V181L73 179V177L75 178V176L77 177ZM150 175V174H149ZM166 175V173L164 174ZM177 176L174 175L173 177ZM183 176V175H182ZM185 176V175H184ZM183 176V177H184ZM150 177V176H149ZM165 177V176H162V178ZM182 177V178H183ZM154 179L155 177L152 176L151 179ZM167 178V177H166ZM73 179V180H72ZM78 179L76 178V180L78 181ZM101 179V180H99ZM165 179V178H163ZM161 179V180H163ZM68 180V181H66ZM121 180V181H120ZM161 180H159L161 182ZM64 181H66L65 183H63ZM84 181L83 185L84 186ZM153 181V180H151ZM155 181V180H154ZM153 181V182H154ZM156 181H157V178H156ZM168 181H169V178H168ZM172 181V180H170ZM182 181V180H180ZM81 182V183H82ZM88 182V183H89ZM165 182V180L163 181ZM179 182V181H178ZM71 183V182H70ZM78 183V182H77ZM166 183V182H165ZM184 183V182H183ZM80 184V183H78ZM101 184V185H99ZM167 184V183H166ZM172 184V183H171ZM175 184V183H174ZM76 185V184H75ZM88 185V186H87ZM80 186V185H79ZM93 186V184H92ZM95 186H97L96 188H100L99 190H102L103 194L102 196L98 194L102 193V192H98V189L96 190L95 189ZM156 186V185H155ZM183 187H186V188H183ZM198 187V188H197ZM69 188V189H68ZM75 188V189H76ZM85 188V187H84ZM119 188H121L120 190H122V193L121 194H118L116 191L119 190ZM70 190V191H68ZM80 190V191H79ZM148 190V189H147ZM154 190V189H153ZM152 190V191H153ZM108 191L110 193L111 196H107L104 198V196H106L107 194H105V192ZM145 191V190H143ZM150 191V190H148ZM158 191V192H157ZM82 192V193H81ZM97 192V193H96ZM145 193H147V191H145ZM148 193H151V192H148ZM70 194V197L69 196H63V195H68ZM105 194V195H104ZM71 195H73L71 197ZM90 195V196H89ZM148 195V194H146ZM162 195V194H161ZM79 196V195H78ZM77 196V197H78ZM112 196H115V198L117 199V202H116V205L115 206H112V204H110V199ZM153 196V195H151ZM86 197V198H87ZM76 198V196H75ZM74 198V199H75ZM85 198V197H84ZM93 198V197H92ZM94 198V199H95ZM101 198V199H100ZM145 198V199H144ZM153 198V197H152ZM77 199V198H76ZM75 199V200H76ZM91 199V198H90ZM89 199V200H90ZM93 200H90L91 203L94 201ZM100 199V200H99ZM115 199V200H116ZM152 199V200H154ZM88 200V199H87ZM86 200V201H87ZM70 201V202H69ZM160 201H162L160 203ZM75 203V201H72V203ZM89 201H87L85 204L87 205ZM90 203V202H89ZM90 203V205H91ZM94 204V202L92 203ZM140 203H138L139 205ZM158 204V206H159ZM81 205V206H80ZM89 205V204H88ZM89 205V207H90ZM137 205V206H138ZM155 205V206H156ZM84 206V205H83ZM92 206V205H91ZM225 206H228L232 209H234V213L232 215H229L230 218L232 217V220H219L218 218V221H214L213 220H210V221H205L202 220L200 222H196L198 219H202L206 214H210V216L212 217L213 216H218L217 212L218 210H222L224 211L225 210ZM163 207V206H161ZM227 207V208H228ZM83 211H82V209ZM164 208V207H163ZM157 209V210H156ZM86 211H88L89 213H87ZM142 211V210H141ZM148 212V213H149ZM152 212V213H153ZM220 212V211H219ZM85 213H87V215H85ZM134 213V214H133ZM158 213V212H157ZM132 214L134 216H132ZM148 215V214H147ZM154 215V214H152ZM161 216V214H160ZM163 216V215H162ZM164 216H165V213H164ZM163 216V217H164ZM160 218L158 220H161L163 221L164 218ZM133 218V219H131ZM147 218V216H146ZM144 216L140 219L142 221H146V219ZM152 218V217H151ZM215 218V217H214ZM223 218V217H222ZM131 219V220H129ZM138 219V218H137ZM157 219V218H156ZM210 219V218H209ZM157 220V221H158ZM137 221V220H136ZM138 222V221H137ZM143 222V223H144ZM147 222V221H146ZM149 223V222H148ZM160 223H162L160 221ZM258 223V226L256 227L255 225ZM157 224V223H156ZM166 225V224H164ZM176 226V227H173ZM163 226V225H162ZM152 227V225H151ZM166 227V226H165ZM256 227V228H255ZM163 228V227H162ZM161 228V229H162ZM166 229V228H165ZM230 229V230H228ZM51 230V231H50ZM54 230V232H52ZM235 230V232H231ZM148 241V242H147ZM41 242V243H40ZM144 243V245H145ZM136 245H138L136 243ZM97 247V246H96ZM145 248V246H143ZM146 249V248H145ZM144 250V249H143ZM143 252V251H142ZM140 255V254H139ZM125 260V259H123ZM128 260V259H127ZM126 261V260H125ZM121 263L122 260H121Z\"/></svg>","mask_w":264,"mask_h":264},{"label":"rangeland","instance_id":"2","mask_svg":"<svg viewBox=\"0 0 264 264\" xmlns=\"http://www.w3.org/2000/svg\"><path fill=\"white\" fill-rule=\"evenodd\" d=\"M7 1V2H6ZM2 0L0 2V132L1 129L3 130V134L1 133L0 134V137L2 135V137L4 136V133L6 130H9V128H13V126L17 123L16 121H18V123L16 124L17 127L15 126V128L11 129L12 131H14L13 133L10 131H8L12 136L10 137V141L16 139L14 136L17 135L18 137V141L22 142L23 143V147L25 146V144H27L25 148H29L30 145H35L33 146L34 148H32L33 150H35V147L40 145L39 143L41 142L42 146L40 145L38 147V149L40 151H37L39 152V155L36 150H37V147H36V150L35 152L37 153V157L39 158V161H43L42 159L46 160L45 158H49L50 156H47L44 158V156L47 155V153L49 152L50 154L48 155H52V158L54 159L56 156L59 155V149H57L59 146H62V145H67V144H71L73 142H78V140H81L79 141V143H85V140L83 137H81V135H83V133H85V127L88 126V125H92L93 123H97V121H101L103 119H105V116L107 117L108 119V124L112 125L111 121H113V124H115V122H124L122 124V134L120 133V136H121V140L119 138V141L121 143H128V142H131L130 140H132V144H130V148H129V151L126 150V148H124L126 146H124V143L123 144H120V142L118 141L117 144H116V148L117 150H114L115 148L112 147L110 148V143H108L109 147L108 146H105V143L104 145L101 147V146H97L96 149H98V154H95L93 155L94 158H98L97 160H100V155L105 153L107 155V157H109V159H111V156L109 155V153H107V150L108 151H111L113 148V151L112 153H110L112 156V158H117L116 161L114 162L113 160L111 161V163L113 164L116 163L117 166H115V164H113L112 166L117 169H115V173L118 174L119 176L121 177H125V176H128V175H131L133 172H140V173H143L141 175V179L140 181L138 182H135V183H129L127 186V188H136L140 193H143L144 196L147 198L146 202L145 203H148L152 201L151 205L149 206V210L151 211L152 208H155V207H160L155 213L153 211L149 212L147 211L148 210V205L147 207L144 209V207H140L141 206V202H138L140 203L138 205V203L135 205L137 210L134 212L136 214H132V216H134L135 218H131L133 219L134 221L132 222L131 221H126L125 220H121L120 223L118 222L117 224H115V226L112 227L111 229V232L109 235L107 236H104L101 240H100V243L99 245H90L88 247V254L90 255V258L88 259H85L84 261V264H129V263H132L134 261V259L137 257H140L141 254L144 255V253L146 251H148V247L150 246L149 244H146V240H147V237L148 236H145V235H148L147 233H149L150 231V234L152 233V231L156 230H149V232L147 231L148 229H153V227L156 228V226H158L157 229H160V230H167L169 228V230L172 229L171 227V224L170 223H167L169 218L167 219L166 221V218L168 217V214H166V212H163V211H159L160 209L161 210H165V204L160 201L161 204H158L154 207H153V204L156 203L155 202V194H156V190H159L161 189V193H158L160 195L156 196L157 199L161 197H164L166 196V193L164 189H170V188H174V187H177L179 185H187L188 183L186 182L185 183V177H188L187 174H190V173H187L189 172L188 169L186 168H180L178 170L177 173L173 174V175H169L171 172H172V166H173V162L171 161V159L166 155V153H164V151L162 150V148L159 146L161 145L162 146V143L163 141L166 140L169 141L170 139H172L171 141L168 142V144L173 147V148H179V149H184V153L188 156V158H192V157H196L198 156L200 153H202L203 151H206L207 149H209V145H210V142H215L214 140L210 141V137H208V135H204L201 133L202 130H199V128H201L202 126V121L204 120V118H206L205 116H207L214 108H219L221 107V105H225V102H233L232 100H234L235 98L239 99L240 96H246L245 99H243L242 97H240L239 100H244L242 102H244L246 104L247 101L245 100H249V102H253L254 100L251 99V96L252 98L255 99H258L257 97L259 93L261 92V95L264 96V16H249L246 11H245V14H244V10L242 9V4H238L237 3V6H239L240 8V5L242 6L241 9L243 10V13H242V10L237 9L236 6V3L233 5L236 9V11H240L241 13L239 12H236V13H239V17L240 18H237L234 13L233 10V6H231V10L230 9V6L229 8L227 9L228 11H232V16H230V13L228 11L225 10L224 14L227 15V13L229 14L230 17H232V19L236 17V19H240L242 21H238V20H234V21H238L237 23H233L234 21L230 18L229 20V16H225V23H228V22H232L233 24L229 25L231 27V30H229L228 32L223 30L222 34L223 35H227V34H231L232 32H239V30H241L240 32H247V30L250 32L248 33L243 39L237 41V42H234L233 44H231L228 48L222 50L220 52V54H217V55H214L212 56L208 62H206V64L200 68V69H196L194 70L191 74L188 73V74H185L183 76H179L178 78L174 79L175 76H178V75H175V74H179V69L178 68H175L174 65H171V64H167L168 62L170 63V60H169V53L167 51V44H169V39L170 38L169 36L171 35V38H172V34L174 33V31L177 29V25L179 26V18L181 17L182 14L186 13V16L184 18V20L187 18V16L189 14H187V12H185L186 10H192L193 8H195V10L198 8V10H196L195 12L192 10V16H190L191 18L194 17L193 20H196V16H199V14L201 13H204L202 11H206V8L209 6V3H211V6H209V9L207 8V10H212L214 8L215 11H217V7H218V12L220 11L219 10V7L220 6V1L219 0H215L212 2H209V0H205L202 2H205L206 4L208 5H205V3H198L199 6L201 7V11H200V7L198 6L197 7V2L199 0H196V4L195 7H193V2L191 5L188 4V1L189 0H177L178 4L181 8V10L183 9V11H180L178 10L177 12H175L174 16L170 17L168 19V21H166L165 23V26H164V33H165V36L162 35V37H160L159 39V36L157 35L156 31L153 30L154 28V16H155V4L154 6H150V2L147 0H110V2H104V0H102L100 2H98V0H61V2H58L57 0L52 2L54 4H51L53 5L52 7L48 8L49 6L51 5H44V2L46 0H35V2L33 0ZM85 1V2H84ZM89 1V2H88ZM136 1V2H135ZM138 1V2H137ZM145 1V2H144ZM182 1V3H180ZM201 1V0H200ZM246 2L248 0H245ZM244 1V2H245ZM5 2V3H4ZM38 2L41 3V9L46 7L47 10H49L48 12L49 13H46L47 11H45V9H42L44 11H41L40 7L39 9L37 8L38 5L40 4H37ZM57 3V6H59L60 8H57V10L55 8H53L54 6H56L55 4ZM87 2H88V5H87ZM93 2V3H91ZM97 4H96V3ZM116 4H114V3ZM124 4L123 6H121L122 4ZM124 2V3H123ZM127 2V3H126ZM195 2V1H194ZM209 2V3H208ZM2 3V4H1ZM36 5H35V4ZM43 3V4H42ZM61 3V4H60ZM78 3V4H77ZM99 3V4H98ZM135 3V4H134ZM147 3V4H146ZM185 3V4H184ZM217 3H219L218 5H216ZM12 4V5H10ZM77 4V5H76ZM80 4V5H79ZM96 4V5H95ZM105 4V5H104ZM110 4V5H109ZM132 4V5H131ZM144 4L146 6L145 10H147V14L145 13L144 11V8L142 5ZM200 4H203L205 5L202 6ZM215 4V5H214ZM5 5V6H4ZM31 5V6H30ZM93 5V6H92ZM130 5V6H129ZM139 5V8L137 7ZM141 5V7H140ZM184 5V6H183ZM10 6V7H9ZM33 6V8H32ZM35 6V7H34ZM88 6V8H87ZM95 6V7H94ZM108 6V8H106ZM117 6V7H116ZM125 6H126V9H125ZM132 6L133 9H132ZM150 6V7H149ZM182 6V7H181ZM193 8H192V7ZM217 6V7H216ZM5 7V8H3ZM8 7V8H6ZM65 7V8H63ZM74 7V8H73ZM98 7V8H97ZM187 7V9H186ZM190 7V8H189ZM13 8V9H12ZM63 8V9H62ZM68 8V9H67ZM100 8V9H99ZM115 8V9H114ZM137 8V9H135ZM148 8V9H147ZM179 8V9H180ZM8 9V10H7ZM34 9V10H33ZM53 9H55L54 12ZM105 9V10H104ZM125 9V11H124ZM152 10V12L150 10ZM221 9V8H220ZM51 10V11H50ZM60 10V11H59ZM63 10V11H61ZM94 10V11H93ZM105 12H104V11ZM121 10V11H120ZM137 10V11H135ZM149 10V11H148ZM214 10H212V14L213 15H216L214 13H218V12H213ZM4 11V12H3ZM16 11V12H15ZM84 11V12H83ZM127 11V14L125 15V12ZM134 13H133V12ZM142 11V13H141ZM154 11V12H153ZM200 11L201 13H198ZM7 12V13H6ZM11 12V13H10ZM16 14H15V13ZM60 12V13H59ZM101 12H103L101 14ZM150 12V13H149ZM182 14H181V13ZM184 12V13H183ZM221 12L223 13V9H221ZM219 12V13H221ZM6 13V14H5ZM39 13V15H38ZM42 13V14H40ZM45 13V15L43 14ZM51 13V15H50ZM58 13V14H57ZM107 13V15L105 14ZM123 13V14H122ZM136 13H139L136 15ZM153 13V14H152ZM195 13H198V14H195ZM217 16L221 17L223 16L222 14H219ZM12 14V15H11ZM37 14V15H36ZM48 14V15H47ZM53 14V16H52ZM105 14V16L103 15ZM122 14V16L120 15ZM132 14V15H131ZM138 17L137 18H134L135 15ZM145 14V15H144ZM148 14H150L148 16ZM181 14V15H180ZM19 15V16H18ZM48 17H47V16ZM80 15V16H79ZM117 15V16H116ZM124 15V16H123ZM141 15H142V18H141ZM144 15V16H143ZM154 15V16H153ZM179 17H178V16ZM221 15V16H220ZM242 15V16H241ZM244 15V16H243ZM248 17H246V16ZM264 15V14H263ZM8 16V19L6 18ZM11 16V17H10ZM15 16V17H14ZM42 16V17H41ZM50 16V17H49ZM127 16V17H126ZM146 16V17H145ZM205 16V15H204ZM204 16H200V19L198 20L199 23L197 25V20L195 21L196 22V25L195 26H198V27H195V28H191L194 26V21H193V25L191 26V24L189 25V21L188 19H186V22H188V27H187V23H185V21L181 20L182 22H180L181 24L182 23H185V30H186V34L187 32L189 33L190 30H192L188 35H192V32H198V34L196 33L197 37L198 35L200 34V29H205L207 27L212 26L211 25V20L208 22L206 19H204V21H201V17H204ZM217 16H214V17H217ZM234 16V17H233ZM115 17L117 19H115ZM120 17V18H118ZM126 17V18H125ZM188 17V18H190ZM242 17V18H241ZM244 17V19H243ZM2 18H6L7 20H9L11 18V20L8 21V24L11 23V24H5L4 23V20L6 19H3ZM15 18V19H14ZM18 18V19H17ZM43 18V20L41 19ZM147 18V19H146ZM174 18V19H173ZM205 18H208L205 16ZM218 18V17H217ZM216 18V19H217ZM228 18V19H226ZM260 18V19H259ZM17 19V20H16ZM136 19V20H135ZM153 19V20H152ZM182 19V18H181ZM210 19V17L208 18ZM221 19V21H220ZM219 20L217 19L216 22L218 21V23H215L217 24L216 26H218V24H224V17L220 18ZM223 19V20H222ZM254 19V20H253ZM12 20H13V23H12ZM61 20V21H60ZM113 20V22H112ZM116 20V21H115ZM145 20V21H144ZM147 20V21H146ZM151 20V21H150ZM173 20V21H172ZM179 22H178V21ZM203 20V19H202ZM206 20V21H205ZM214 20V18H213ZM212 20V21H213ZM227 20V22H226ZM229 20V21H228ZM232 20V21H231ZM2 21V22H1ZM44 21V22H43ZM49 21V22H48ZM51 21V22H50ZM53 21V23H52ZM109 21V22H108ZM111 21V22H110ZM129 21H131L129 23ZM141 21V22H140ZM171 21V22H170ZM201 21V22H200ZM221 23H220V22ZM262 21V22H261ZM19 22V24L17 23ZM46 22V23H45ZM61 22V23H60ZM149 22V23H148ZM151 22V23H150ZM204 22V23H202ZM207 22V25L205 24ZM258 22V23H257ZM77 23V24H76ZM132 23V24H131ZM135 23V24H134ZM144 23V25H143ZM145 23H148V24H145ZM192 23V22H191ZM202 23V24H200ZM208 23H210L208 25ZM242 23V24H240ZM5 24V25H4ZM40 24V25H39ZM59 24V25H58ZM115 24H118V25H121V26H118V25H115ZM123 24V25H122ZM128 24H130L128 26ZM172 24V25H171ZM213 26H214V23H212ZM222 24V26H223ZM245 24V25H243ZM259 26H258V25ZM91 25V27H90ZM107 25H109L108 27H106ZM152 25V26H151ZM183 25V24H182ZM200 25H204L203 28H201ZM236 25H238L239 27H237ZM245 28L242 29V26ZM257 25V26H256ZM136 26V27H135ZM139 26V27H138ZM151 26V27H150ZM191 26V27H190ZM235 28H234V27ZM251 26V27H249ZM257 27V29H255V27ZM7 27V28H6ZM14 27V28H12ZM18 27V29H17ZM24 27V28H23ZM39 27V28H38ZM53 27V28H52ZM108 28L105 30V28ZM116 27V28H115ZM169 27V28H168ZM184 27V26H183ZM246 27H247V30H246ZM249 27V28H248ZM21 28V29H20ZM33 28V29H32ZM54 28H56L54 30ZM119 28V29H118ZM134 29L133 31V34L136 33L135 35L132 34V31L129 29ZM136 28V29H135ZM144 28V29H142ZM149 28V29H148ZM152 30H151V29ZM175 28V29H174ZM187 28H191L189 31H187ZM199 28V29H197ZM240 28V29H239ZM251 28V29H250ZM17 29V31L15 32V30ZM40 29V30H39ZM46 31H43L45 30ZM49 29V30H48ZM80 29V30H79ZM96 29V30H95ZM127 30V33H126V30ZM139 29L140 32H144V35L147 37L146 38V42H145V45H144V41L142 40L141 42H138V39L136 38L138 36V34L140 33L139 31H137ZM239 29V30H238ZM250 29V30H249ZM22 30V31H21ZM87 30V31H86ZM94 30V31H92ZM119 30V32L117 31ZM197 30V31H196ZM237 30V31H236ZM244 30V31H243ZM254 30V31H253ZM38 31V32H37ZM50 34H48V32ZM53 31V32H52ZM55 31V32H54ZM107 31V32H106ZM152 31V32H151ZM171 31V32H170ZM22 32V34H21ZM41 32V33H40ZM43 32V33H42ZM45 32V33H44ZM121 32V33H120ZM130 34H129V33ZM138 32V34H137ZM149 32H151V34H149ZM193 32V34H195ZM202 32V31H201ZM225 32V33H224ZM230 32V33H229ZM14 33V34H13ZM19 33V35H18ZM38 33V34H37ZM55 34V35H52V34ZM65 33V34H64ZM81 35H79V34ZM86 33V34H85ZM88 33V34H87ZM108 35H107V34ZM118 36H117V34ZM168 33V34H167ZM170 33V35H169ZM11 34V35H10ZM21 34V35H20ZM45 34V35H43ZM48 34V35H47ZM131 34L133 35L134 37V42H133V38H131L129 40V38L131 37ZM167 34V36H166ZM67 35V36H66ZM86 35V36H85ZM128 35V36H127ZM221 35V36H223ZM13 36H16L15 38ZM18 36V37H17ZM21 36V37H20ZM34 36V37H33ZM40 36V37H39ZM59 36V37H58ZM62 36H65L62 38ZM80 36V37H79ZM108 36V37H107ZM153 36V38L151 39L150 37ZM174 36V34H173ZM193 36V35H192ZM190 36V37H192ZM9 37L13 38V39H9ZM20 37V39H19ZM59 40L60 37L64 40V42L66 43H63V46L65 48H63V50L61 49V47H59V43L57 42V45H56V42L57 39ZM67 37V38H66ZM75 37V38H73ZM118 37V38H117ZM129 37V38H128ZM165 37V38H164ZM194 37V36H193ZM196 37V36H195ZM194 37V38H195ZM6 38V39H5ZM34 40H33V39ZM41 38V41L40 39ZM44 38V39H43ZM50 38V40H49ZM66 38V39H65ZM108 38V39H107ZM150 38V39H149ZM155 38V39H154ZM5 39V40H4ZM53 39H56L55 41ZM71 39V40H70ZM110 39V40H109ZM165 39V41L168 43H166L165 41H163ZM168 39V40H167ZM103 40V42H102ZM129 40V42H128ZM197 40V39H196ZM11 41V42H10ZM35 41V42H34ZM39 43H37V42ZM52 41V42H50ZM71 41V42H70ZM140 41V39H139ZM151 41V42H150ZM154 41V42H153ZM33 42V43H32ZM45 44H44V43ZM49 42V43H48ZM136 42L138 44H136ZM143 42V43H142ZM148 42V43H147ZM150 42V43H149ZM158 44H156V43ZM4 43V44H3ZM6 43H8L6 45ZM123 43V44H122ZM144 45V46H140L139 44ZM155 44L153 46V44ZM163 43V44H162ZM165 43V44H164ZM194 43L195 45L199 46L201 44V47H204L206 45V42L205 41H202L201 43H199V41L197 40V42L195 41L194 39V42L193 44H191V48H194L195 49V46H194ZM203 43V44H202ZM11 44V45H10ZM35 44V45H34ZM39 44V45H38ZM47 44V45H46ZM52 46H51V45ZM54 44V45H53ZM66 46H65V45ZM122 44V45H120ZM127 44V45H125ZM129 44V45H128ZM133 44V45H132ZM136 44V46H135ZM147 44V46H146ZM150 44V46H148ZM152 44V45H151ZM4 45V47H2ZM11 47H10V46ZM62 45V44H61ZM74 45V46H73ZM103 45V46H102ZM140 47H139V46ZM162 45H164V47H162ZM194 47H193V46ZM204 45V46H203ZM55 46V47H53ZM115 46V47H114ZM124 46V47H123ZM127 46V47H126ZM158 46V47H157ZM196 46V47H197ZM10 47V48H8ZM14 47V48H12ZM52 47V48H50ZM59 50H57V48ZM67 47V48H66ZM91 47V49H89ZM120 47V48H119ZM122 47V48H121ZM133 47L135 49H133ZM153 47V48H152ZM178 46L177 50H178V53L179 54H182V53H186L189 49L191 50L190 47H187L185 48V50ZM7 50V49H11V54L13 53H16L18 55H16V59H14V56L15 54H13L12 58H11V55H10V52L8 53V56L7 51H4V49ZM49 48V49H48ZM56 48V49H55ZM71 50H70V49ZM98 48V49H97ZM126 48H129V50ZM145 48V49H144ZM148 48V49H147ZM156 48V50H154ZM160 48V50L158 49ZM30 49V50H29ZM39 49V50H38ZM52 49H55L57 50V54L60 53L59 51H61V53L59 55L56 54V52H54V50ZM67 49V51H66ZM94 49V50H93ZM96 49V50H95ZM123 49H125L123 51ZM131 49H133L131 51ZM144 49V50H143ZM170 49V48H169ZM180 49V50H179ZM183 49V50H182ZM188 49V50H187ZM192 49V50H194ZM70 50V51H69ZM117 50V51H116ZM144 53H142V51ZM166 50V51H165ZM176 50V51H177ZM189 50V52H191ZM33 51V52H32ZM44 51V52H43ZM49 51V52H48ZM66 51V52H65ZM102 53H98V52ZM130 51V52H129ZM134 51V52H133ZM137 51V52H136ZM148 51V52H147ZM154 51V52H153ZM160 51V52H159ZM165 51V52H164ZM170 51V50H169ZM179 51H183V52H179ZM186 51V52H185ZM3 52V53H2ZM39 54H37V53ZM117 52V53H116ZM121 52V53H120ZM124 52L126 54L127 52V58L125 57V54L122 53ZM150 54H147L149 53ZM152 52V53H151ZM164 54V53H166ZM188 52V53H189ZM37 55H36V54ZM51 53V54H49ZM80 53V54H79ZM98 53V54H96ZM116 53V54H115ZM133 53V54H132ZM155 53V55H153ZM159 57H158V55ZM178 53H176L178 55ZM3 54V55H2ZM32 54V55H31ZM43 54V55H42ZM48 54V56H47ZM57 55L56 58L55 56L53 55ZM102 55L100 57V55ZM122 54V55H121ZM163 54V56L161 55ZM34 55V56H33ZM36 55V56H35ZM45 55V57H44ZM62 55V57L60 56ZM71 55V56H70ZM117 55V56H115ZM120 55V56H118ZM150 55V56H149ZM155 56V60L154 58L152 57ZM10 56V57H9ZM19 56V57H18ZM50 56V58H49ZM53 56V57H52ZM73 56V57H72ZM114 56V57H113ZM123 56V57H122ZM133 58V61L132 59H130L131 57ZM137 56V57H136ZM144 56V57H143ZM148 56V57H147ZM160 56H162L160 58ZM179 56V55H178ZM8 57V58H6ZM100 57V58H99ZM117 57V58H116ZM125 57V63H127V67H124L125 63H122V59H124ZM151 57V58H150ZM3 58V59H2ZM5 58V59H4ZM42 58V59H41ZM52 58V59H51ZM93 58V59H92ZM96 60H95V59ZM99 58V59H98ZM116 58V59H115ZM119 58H122V59H119ZM146 58V59H145ZM153 58V59H152ZM17 59H20V60H17ZM45 59V60H43ZM55 59V60H53ZM121 61H119V60ZM162 60L163 62H161L160 60ZM165 59H166V63L164 64L165 62ZM9 61L7 62L6 61V64L4 63V61ZM13 60V61H12ZM40 60V61H39ZM42 60V61H41ZM48 60V61H47ZM131 60V61H130ZM137 60V62H136ZM141 60V61H140ZM169 60V61H168ZM37 61V62H36ZM92 61V63H91ZM117 61V62H116ZM119 61V62H118ZM139 61V62H138ZM144 61V63L146 65L143 66L144 63H142ZM151 61H155L154 64L153 62L151 63ZM160 63H159V62ZM186 61V59L184 60V62ZM12 62V63H11ZM14 62V63H13ZM17 62V63H16ZM116 62V64L114 63ZM120 62L121 64H124L123 67L120 69V67L122 66H119L120 65ZM141 62V63H140ZM148 62V63H147ZM9 63V64H8ZM18 63L20 64V66H18ZM56 63V64H55ZM134 65H133V64ZM140 63V64H139ZM160 65H156L158 66L159 69V72H156V74L153 72L155 69L154 66L155 64ZM2 64V65H1ZM12 66H11V65ZM24 64V65H23ZM38 64V65H37ZM44 64V66H43ZM94 64V65H93ZM112 64V65H111ZM149 64V66H148ZM153 64V66H152ZM162 64V65H161ZM170 67H166L167 65ZM59 65V66H58ZM82 67H80V66ZM115 65V66H114ZM142 65V66H141ZM174 67V69L171 67ZM16 67V69L18 70L21 66L23 67L24 66V69L21 67L19 69V72H21L20 74H18V72H16L17 70L14 69V67ZM28 66V67H27ZM41 66V67H40ZM70 66V67H69ZM78 66V67H77ZM119 66V67H118ZM126 66V65H125ZM132 66V67H131ZM133 66L138 69L136 70L135 68H133ZM140 66V67H139ZM147 66V67H146ZM5 67V68H4ZM9 67H12V68H9ZM18 67V68H17ZM39 67V68H38ZM52 67V68H51ZM65 67V68H64ZM72 67V68H71ZM75 67V69H73ZM88 67V68H87ZM111 67L112 70H109ZM117 67V68H115ZM145 67V68H144ZM161 67H164V68H161ZM165 67L166 69L168 68L167 70V73L165 72ZM69 68V69H67ZM72 71H70L71 69ZM83 70V74H82V71L80 72L79 70ZM97 68V69H96ZM124 68H127L125 70H123ZM133 68V69H132ZM149 68V69H148ZM151 68H153L151 70ZM157 68V67H156ZM162 69V72H160V70ZM3 69V70H2ZM6 69V70H5ZM9 69V70H8ZM10 69H13L11 70L10 72ZM22 69V70H21ZM78 71H77V70ZM129 69V70H128ZM148 69V70H147ZM165 69V70H164ZM171 69V70H170ZM173 69V70H172ZM178 69V70H177ZM51 70V71H50ZM73 70H76V72L78 73V76L80 77V80L77 78L76 79V75H75V78H72V74H73V77H74V74L76 73L74 71L73 73ZM90 70V71H89ZM128 70V71H127ZM131 70V72H129ZM141 70V72H140ZM150 70V71H149ZM7 71V72H5ZM42 71V72H41ZM44 71V72H43ZM48 71V72H47ZM126 71V72H125ZM148 71V72H147ZM152 71V72H151ZM164 71V72H163ZM169 71V72H168ZM173 71V72H172ZM10 75L9 76H2V75ZM9 72V73H8ZM12 72L13 75H12ZM24 72V73H23ZM28 72V73H27ZM32 72V73H31ZM72 72V74L70 75V79H68L69 77V74ZM99 72V74H97ZM134 72V73H133ZM8 73V74H7ZM45 73V74H44ZM133 75H132V74ZM140 73V75L138 74ZM143 73V74H142ZM155 74L153 76V74ZM164 73V74H162ZM16 74V75H14ZM31 74V75H30ZM58 74V75H57ZM97 74V75H96ZM131 74V75H130ZM142 74V75H141ZM151 74V75H150ZM12 75V76H11ZM20 75V76H19ZM27 75V76H26ZM41 75V76H40ZM138 77H137V76ZM150 75V77L148 76ZM158 75V76H157ZM163 75V76H162ZM173 75V76H172ZM16 76V77H14ZM43 76V77H42ZM82 76V78H81ZM88 76V77H87ZM90 76V77H89ZM92 76H96L99 78V80H94L96 79L95 78H92ZM130 76V77H129ZM133 76H136L135 78ZM162 76V77H161ZM9 77V78H7ZM13 77V78H12ZM52 77V78H51ZM149 77V78H148ZM5 78V79H4ZM16 78V79H15ZM54 78V79H53ZM97 78V79H98ZM140 78V79H139ZM29 79V80H28ZM31 79V80H30ZM75 79V80H74ZM102 79V81L105 82V84L100 81ZM147 79V80H146ZM4 82H3V81ZM19 80V81H18ZM50 80V81H49ZM65 80V81H64ZM121 80V81H120ZM134 80H135V83H134ZM172 80L174 82H172ZM35 81V82H34ZM39 81V82H38ZM45 83L46 82V87L47 88H44V84L42 83ZM68 83H64V82ZM77 81V82H76ZM79 81V82H78ZM96 81H100V82H96ZM111 81V83H110ZM128 83H127V82ZM147 81V82H146ZM161 81V82H160ZM10 82V83H9ZM38 82V83H36ZM73 82V83H72ZM86 82V83H85ZM93 82H96L94 83V86H96L98 89H95V87L93 86ZM137 82V83H136ZM141 82V83H140ZM170 82V83H169ZM16 85H15V84ZM24 83V84H23ZM42 85L39 87L38 84H41ZM53 83V84H52ZM71 83V85H70ZM75 83V84H74ZM88 83V85H87ZM92 83V84H91ZM131 83V84H130ZM169 83V84H168ZM3 84V85H2ZM12 84V85H11ZM62 84H64L62 86ZM78 86H77V85ZM96 84V85H95ZM99 84V86H98ZM101 84V86H100ZM142 85L143 88H140L142 87L141 85L138 86V85ZM159 84V85H158ZM187 84H195L196 87L195 89H183V91H180L179 89L181 88H184ZM2 85V86H1ZM36 85H37V88H36ZM91 85L94 87H91ZM130 85V86H129ZM135 85L136 88V91H134V93L138 92L139 90L142 91V89L145 91H142L141 95L140 93H138L140 96L139 97H142L139 99H137L138 97V94L136 93V99L139 103H141V99L143 100V105L141 103L138 104L140 105L142 108H140L139 106H136L137 105V101H135L136 99L134 98H129L130 99V102L131 100L133 101L134 99V102H136V105L134 102H132V105L134 104L135 107L137 108H140L138 110L137 108L134 109L131 108L133 111L137 110L138 113L135 117V115L133 114L134 117H132V114L131 112L133 113L132 110H128L130 109L128 106V104L126 105H123L125 103H129V101H124V97H122L121 95L118 96L119 94H117L118 92L120 93L121 90L123 89H126L127 88H133L132 86ZM145 85V87H144ZM149 85H151L149 88ZM6 86V88H5ZM8 86V87H7ZM16 86V87H15ZM33 86V87H32ZM43 86V87H42ZM70 86V87H69ZM72 86V87H71ZM76 86V88L74 89V87ZM88 88H86V87ZM104 86V87H102ZM148 86V87H147ZM12 87V88H10ZM15 89H14V88ZM42 88L41 89V93H45V94H41L40 92H38V90L40 91L39 88ZM63 87V88H62ZM82 87V88H81ZM138 87H139V90H138ZM66 88V89H64ZM72 88V89H71ZM92 88V89H90ZM149 88V89H147ZM168 88V89H167ZM3 89V90H2ZM9 89V90H8ZM13 89V90H12ZM36 89V90H35ZM38 89V90H37ZM69 89V90H68ZM86 89V90H85ZM97 91V94H95V91ZM113 89V90H111ZM147 89V90H146ZM174 89V91H173ZM17 90V91H16ZM47 90V91H45ZM50 90V91H49ZM89 90L94 93H89ZM104 90V91H103ZM108 90H110L111 92H116V94L113 92L110 93L109 95H107L108 93ZM120 90V91H119ZM176 90V91H175ZM259 90V91H258ZM4 91V92H2ZM8 91V92H7ZM12 91V92H11ZM38 92V93H35ZM44 91V92H43ZM85 91L87 93H85ZM6 92V93H5ZM70 92V93H69ZM154 92V93H153ZM184 92V93H183ZM3 93V94H2ZM10 93V94H9ZM85 93V94H84ZM99 93H100V96L102 98L101 102H94L97 97H98V101H99ZM102 93V95H101ZM134 93L132 94V96L134 95ZM179 93V94H178ZM9 94V95H7ZM31 94V95H30ZM37 94V95H36ZM40 100L42 101H37L39 100V97L40 95ZM49 94V95H48ZM90 94V95H89ZM95 94V96H94ZM252 94V95H251ZM257 97H253L256 96ZM7 95V96H6ZM54 95V96H53ZM85 95V100L83 98V96ZM93 95V96H92ZM144 95V96H143ZM180 95V96H179ZM251 95V96H250ZM47 96V97H46ZM49 96V97H48ZM105 96V98H104ZM111 96V97H110ZM131 96V97H132ZM248 96V97H247ZM250 96V97H249ZM261 96V98H262ZM38 97V98H36ZM44 97V98H43ZM81 97L83 98V100H81ZM95 97V98H94ZM109 97V98H108ZM118 97V98H117ZM122 97V99H121ZM127 97V96H126ZM129 97V96H128ZM127 97V98H128ZM135 97V95L133 96ZM145 97V98H144ZM37 99L36 101L34 99ZM42 98L44 99V101L42 100ZM78 98V99H77ZM87 98V99H86ZM89 98H91L89 100ZM94 98V99H92ZM158 98H159V101H158ZM242 98V99H241ZM248 98V99H246ZM28 99L31 101L32 99L36 102V104H40V102L42 104H40L41 106L43 105V107H38L39 108V111L41 112V116L43 115L45 117H42L40 116V112L37 111L36 112V115H34V121L33 120H25L23 119V121H21V119H16V117H14V113L16 114L17 118H18V114L20 111L19 110V107L26 103V105L30 104V105H34L35 102L31 101L29 102ZM80 99V100H79ZM112 99V100H111ZM126 99V98H125ZM129 99H126V100H129ZM237 99H235L234 101H236ZM2 100V101H1ZM89 100L90 102H87ZM93 100V101H92ZM96 100V101H97ZM82 101V102H81ZM87 102V105H86V102ZM156 101H158L160 103L161 106V110L163 115V119H164V122H166V124H163L162 121H159L157 120V123H159V125L155 122L156 119L154 120V118H152L153 116V113L155 112V110L158 108L157 106L159 105V103ZM238 101V100H237ZM255 101L253 103H255ZM261 101H264V98L263 100L261 99ZM260 101V97H259V101L254 104L255 106L257 105H264L263 102ZM84 102V103H83ZM168 102V103H167ZM227 102V103H228ZM249 102H247V104H249ZM260 102V103H259ZM4 103V104H3ZM45 103V104H44ZM83 103V104H81ZM90 103V104H89ZM95 103L96 104V107H95ZM100 103V104H99ZM150 103V104H149ZM156 103V104H155ZM226 103V104H227ZM252 103V104H253ZM35 104V106H36ZM37 104V105H38ZM48 104V105H47ZM244 104V105H245ZM252 104H249L252 106ZM39 105V106H40ZM82 106H85V107H81ZM90 105V107H89ZM103 105V106H102ZM133 105V106H134ZM253 105V106H254ZM119 106V107H118ZM128 108H127V107ZM144 106V107H143ZM81 107V108H80ZM98 107V108H97ZM102 107V108H101ZM125 107V109H124ZM131 107V106H130ZM21 108V107H20ZM37 108V109H38ZM42 108V109H41ZM46 108V109H44ZM109 108V109H108ZM127 108V109H126ZM149 110H148V109ZM176 108V109H175ZM18 109V110H17ZM44 109V110H43ZM87 109V110H86ZM182 111V112H179V110ZM7 110V111H6ZM17 112H16V111ZM58 110V111H57ZM60 110V111H59ZM129 112H128V111ZM168 110V111H167ZM170 110H178V112H175L174 113V116L172 115V118L170 120L169 123H167V115L169 114ZM80 111V112H79ZM127 111V112H126ZM145 111V112H144ZM108 112V113H107ZM114 112V113H113ZM144 112V113H143ZM80 113V114H79ZM116 113V114H115ZM136 114V112H134ZM168 113V114H167ZM45 114V115H44ZM112 114V115H111ZM114 114V115H113ZM142 114V115H141ZM13 115V116H11ZM39 115V117L41 118V122L40 120L37 119V116ZM76 115V116H75ZM111 115V116H110ZM130 115V116H129ZM120 116V117H119ZM14 117V118H12ZM104 117V118H102ZM109 117H112L111 120ZM12 118V119H11ZM78 118V119H77ZM115 118V119H114ZM131 118H134L136 120H133L132 119V125H130V123H127L129 121H131L130 119ZM7 119H11V121L9 120V122H11L13 124V122L15 121V124H13V126H8L6 125V123L8 125L9 122ZM45 121H44V120ZM94 119V120H93ZM150 119V120H149ZM151 119H153V124L151 122ZM7 121V122H6ZM44 121V122H43ZM86 121V123H85ZM93 121V122H92ZM96 121V122H95ZM4 122V123H3ZM34 122H35V126H34ZM84 122V123H83ZM27 123V124H26ZM37 123H40L39 126ZM54 123V124H53ZM11 124V125H12ZM45 126V129H42L44 128ZM117 124V123H116ZM126 124H129V125H126ZM152 126L154 124L160 126L163 125L164 127L163 128H166L164 133L167 137V139H163V141L161 140V138H166L165 135L163 136V132H161V134H158L160 133L161 129L160 130H157L159 129L158 126ZM201 124V125H200ZM6 125V126H5ZM33 125V126H32ZM56 125V126H54ZM81 125V126H80ZM85 125V126H84ZM128 129H126V127ZM139 125V126H138ZM166 125H169V126H166ZM6 127L5 129H3V127ZM43 126V127H42ZM51 126V127H50ZM113 126V125H112ZM112 126H109V127H112ZM200 126V127H199ZM23 127V128H22ZM94 129L95 126H92ZM130 127V129H129ZM28 128V129H26ZM47 128V129H46ZM51 128V129H50ZM54 128V129H53ZM61 128L64 130L65 132V136L62 137V138H56V131L57 129L58 130H61ZM73 128V130H71ZM80 128V129H79ZM135 128V129H134ZM33 129V130H32ZM40 129V130H38ZM93 129V130H94ZM109 131L107 134L110 135L109 137H113V133H112V128H108ZM147 130V131H144ZM150 129V130H149ZM5 130V131H4ZM44 130H45V133H44ZM90 131L91 132H93ZM124 130L125 132H127V130H130V133L127 132V134L125 133L124 135ZM134 130V131H133ZM198 130V131H197ZM18 131V132H17ZM39 131V132H38ZM48 131V132H47ZM71 131V132H69ZM133 131V132H132ZM163 131V129H162ZM168 131V132H167ZM17 132V133H16ZM79 132V133H78ZM114 132V131H113ZM144 132L147 133L144 135ZM158 132V133H157ZM55 133V134H54ZM75 133H78L77 136L79 137H75ZM133 133V134H132ZM9 134V135H10ZM19 134V135H18ZM74 134V135H73ZM131 136H130V135ZM150 134V135H149ZM168 134V135H167ZM202 134V135H201ZM43 135V136H42ZM127 135H129L127 137ZM157 135V136H156ZM160 135V136H159ZM248 135V134H247ZM42 136V138H41ZM47 136V137H46ZM73 136V137H72ZM127 137L124 139V137ZM134 136V137H133ZM163 136V137H162ZM199 136H202V137H199ZM260 138L263 137V135H260ZM262 136V137H261ZM1 137V138H2ZM14 137V138H13ZM22 137V138H20ZM46 139H45V138ZM81 137V139H80ZM123 137V139H122ZM132 137V139H131ZM141 137V138H140ZM142 137H145L144 140H146L145 143L144 140L143 142L140 143V141H142ZM148 137V138H147ZM160 137V138H159ZM193 137V138H192ZM244 137V135L242 136ZM246 138L243 140V138L241 139L240 138V141H242L241 143V147H242V144H244V146L242 148L245 147V150L246 151H249V150H256L258 147H261L262 145L264 146V139H260L258 137V135H255V136H245ZM255 137V138H254ZM258 137V138H256ZM0 138V140H1ZM5 138V139H4ZM12 138V139H11ZM29 138V139H28ZM35 138V139H34ZM56 138V139H55ZM67 138V139H66ZM249 138V139H248ZM264 138V137H263ZM26 139V140H25ZM60 139V140H59ZM74 139V140H73ZM140 139V140H139ZM155 139L158 141L160 139V141H162V143L159 145L155 142ZM208 139V140H207ZM229 139V140H228ZM259 139L261 141V143L259 142ZM7 140L6 137L4 136L3 139L0 141L1 145L2 144H5L6 142L7 143H10V141H4ZM9 140V139H8ZM17 140V139H16ZM67 140V141H66ZM203 140V141H202ZM252 140V141H251ZM11 141V142H12ZM29 141V142H28ZM55 141H58V145L56 146V142ZM66 141V142H64ZM73 141V142H72ZM209 141V142H208ZM218 141V140H216ZM232 141V142H231ZM233 141H236V139H230L229 138H226L225 142H222V147H223V150H229V149H232L233 150H239L241 149V147L239 148H236V146H232V143H234ZM238 141V140H237ZM55 142V143H53ZM60 142V143H59ZM70 142V143H69ZM109 142V141H108ZM135 142V143H134ZM155 142V144H154ZM159 142V141H158ZM164 142V143H165ZM6 143V145H8ZM30 143V144H29ZM47 143V144H46ZM49 143V144H48ZM51 143V145H50ZM52 143L54 145H52ZM92 143L91 141L88 142L87 144L90 145V147H94L93 144H90ZM119 143V144H118ZM46 144V145H45ZM167 144V143H166ZM31 145V146H32ZM93 145V146H92ZM120 145H122L121 147H123V150L120 147ZM132 145V146H131ZM144 145V149L145 150H142L141 151V147ZM178 145V146H177ZM3 146V145H2ZM46 146H50L52 148H46ZM113 146V145H112ZM115 146V145H114ZM159 146V148H158ZM42 147V148H41ZM44 147V148H43ZM55 147V149H54ZM108 147V148H107ZM231 147V148H230ZM234 147L236 149H234ZM31 148V147H30ZM101 148V149H100ZM189 148V149H188ZM22 149V148H21ZM48 149V150H47ZM52 149V150H51ZM57 149V150H56ZM73 149V148H71ZM68 151L69 154L72 156H77V153H78V149L74 148L75 150H71ZM104 149V150H103ZM121 149V150H120ZM132 149V150H131ZM50 150V151H49ZM106 150V151H105ZM125 150V151H124ZM139 150L141 152H139ZM227 150V151H228ZM105 151V152H104ZM117 151V152H116ZM122 151V153H121ZM132 151V152H131ZM62 152V151H61ZM102 152V153H101ZM128 152V153H127ZM188 152V153H187ZM46 153V155H45ZM52 153V154H51ZM121 153V155H118V154ZM127 153L125 159L123 158L124 155ZM54 154V156H53ZM63 154L60 153V156ZM117 154V155H116ZM39 155V156H38ZM44 155V156H42ZM56 155V156H55ZM103 155V156H104ZM109 155V156H108ZM123 155V156H122ZM102 157V159H104L105 157ZM52 158H49L52 160ZM100 158V159H99ZM101 159V160H102ZM50 160V161H51ZM134 160V161H133ZM138 160V161H137ZM49 161V160H48ZM96 161V160H95ZM94 161V162H95ZM119 161V162H118ZM45 162V161H44ZM93 162V163H94ZM139 165H138V164ZM125 166V167H124ZM139 168V169H138ZM141 169V170H140ZM188 170V171H187ZM144 171V172H143ZM191 172V171H190ZM166 173V175H164ZM180 173V174H179ZM150 174V175H149ZM175 177H173L174 175H176ZM179 174V175H178ZM184 177H183V176ZM150 176V177H149ZM154 176L155 178L151 179V177ZM162 176H165L162 178ZM167 177V178H166ZM183 177V178H182ZM76 178L78 179L79 178V175H77V177L75 176V178L73 177V179L75 181V184L72 183V181H64L63 183L67 184L68 186H74L73 188L70 187V190L73 189V191L69 192L70 194L74 192V195L77 193L78 195H75L73 197V199H71L72 201H75V203L72 201L70 202L71 206L73 207V205H79L80 203L82 204V201L85 199V201L83 202L84 204H82V207H87V209H92L95 207V203L96 201L95 200H98V198L100 197L99 195L102 196L103 192L102 190H99L100 188H96L98 186V183L94 180H96V178L93 180L92 184L89 182L90 180L89 179H84L83 180H80L78 179V181L76 180ZM156 178H157V181H156ZM168 178H169V181H168ZM72 179V180H73ZM163 179V180H161ZM89 180V181H87ZM101 180V179H99ZM151 180H155L154 182L151 181ZM161 180V182L159 181ZM165 180V182H163ZM172 180V181H170ZM182 180V181H180ZM84 181V186L81 185L83 184ZM121 181V180H120ZM179 181V182H178ZM71 182V183H70ZM80 184H78V183ZM82 182V183H81ZM89 182V183H88ZM94 182H96L97 186H95V189L97 190L98 189V192H102L100 194H98L99 197H94L95 195L91 194L92 197L90 196L89 198L86 196L88 194H86V192L88 191H84L86 189L89 190V188H86V184H88L90 187H94ZM184 182V183H183ZM86 183V184H85ZM172 183V184H171ZM175 183V184H174ZM95 184V185H96ZM80 185V186H79ZM87 185V186H88ZM101 185V184H99ZM156 185V186H155ZM80 189V188H83V189H80L81 191L83 190V194L82 196L84 197H80L81 195L79 194V192H76L77 191V188ZM80 187V188H79ZM85 187V188H84ZM170 187V188H168ZM76 188V189H75ZM159 188V189H158ZM183 188H186V187H183ZM198 188V187H197ZM69 189V188H68ZM121 188H119L118 191H116L118 194H121L122 193V190H120ZM150 191H148V190ZM154 189V190H153ZM68 190V191H70ZM75 190V191H74ZM79 190V191H80ZM147 191V193H145V191ZM153 190V191H152ZM148 192H151V193H148ZM82 193V192H81ZM97 193V192H96ZM108 193V194H107ZM157 193V194H158ZM70 194L68 195H63V196H69L70 197ZM105 194H107L105 197L107 196H111L110 193L108 191L105 192ZM104 194V195H105ZM148 194V195H146ZM156 194V195H157ZM162 194V195H161ZM153 195V196H151ZM73 195H71L72 197ZM78 196V197H77ZM87 197V198H86ZM153 197V198H152ZM76 200H75V199ZM78 198H83L82 201H78L80 199ZM91 198V199H90ZM95 198V199H94ZM88 199V200H87ZM93 200L94 199V204L91 203L90 200ZM101 199V198H100ZM99 199V200H100ZM115 196H112L111 199H110V204H112V206H115L116 205V202H117V199L115 200ZM145 199V198H144ZM154 199V200H152ZM89 201L91 203L88 202L87 205L85 204L87 201ZM80 202V203H79ZM76 203H79V204H76ZM90 207H89V205ZM84 205V206H83ZM138 205V206H137ZM81 206V205H80ZM163 206V207H161ZM228 206H225V210L222 211V210H218L217 214L218 216H213L212 217L210 216V214H206L202 219H198L196 222H200L202 220L205 221H210V220H213L214 221H218V218L219 220H223L225 221L226 219L229 221V220H232V217L230 218L229 215H232L234 213V209L228 207ZM83 208V209H85ZM82 209V208H81ZM82 209V211H83ZM142 210V211H141ZM220 211V212H219ZM84 212V211H83ZM87 213H89L88 211H86ZM149 212V213H148ZM153 212V213H152ZM158 212V213H157ZM248 216L253 220V221H256L260 218H263L264 219V203L263 204H260V205H257V206H253L251 208V210H247L246 211ZM87 213H85V215H87ZM164 213H165V216H164ZM148 214V215H147ZM154 214V215H152ZM161 214V216H160ZM164 217H163V216ZM145 217L147 216V222L145 221H142L140 220L142 217ZM167 216V217H166ZM152 217V218H151ZM164 218L163 221L162 219L161 220H158L160 218ZM166 217V218H165ZM215 217V218H214ZM223 217V218H222ZM138 218V219H137ZM157 218V219H156ZM210 218V219H209ZM138 222H137V221ZM158 220V221H157ZM226 220V221H227ZM160 221L162 223H160ZM144 222V223H143ZM149 222V223H148ZM157 223V224H156ZM151 225L149 226V228L147 229L148 225ZM166 224V225H164ZM163 225V226H162ZM170 225V227H168ZM166 226V227H165ZM256 227L258 226V223L255 225ZM163 227V228H162ZM168 227V228H167ZM173 227H176L173 225ZM255 227V228H256ZM162 228V229H161ZM166 228V229H165ZM147 229V230H145ZM230 230V229H228ZM51 231V230H50ZM147 231V233L145 234V232ZM54 232V230L52 231ZM232 233L235 232V230L231 231ZM144 236L146 237L144 240L145 242H142L141 243V240L143 241L144 239ZM148 242V241H147ZM41 243V242H40ZM136 243L138 245H136ZM145 243V245H144ZM146 245H149L148 247ZM97 246V247H96ZM145 246V248L143 247ZM150 248V247H149ZM144 249V250H143ZM151 249V248H150ZM146 250V251H145ZM143 251V252H142ZM140 254V255H139ZM125 259V260H123ZM128 259V260H127ZM121 260L123 263H121Z\"/></svg>","mask_w":264,"mask_h":264}]
</instances>
